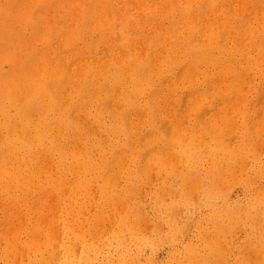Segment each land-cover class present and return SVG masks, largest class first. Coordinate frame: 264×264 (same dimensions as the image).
Segmentation results:
<instances>
[{"label": "bare ground", "instance_id": "bare-ground-1", "mask_svg": "<svg viewBox=\"0 0 264 264\" xmlns=\"http://www.w3.org/2000/svg\"><path fill=\"white\" fill-rule=\"evenodd\" d=\"M4 1V0H3ZM3 1H0V2H3ZM14 1V0H10V2ZM21 1V0H20ZM25 1V0H24ZM34 1V0H33ZM32 1V2H33ZM37 1V0H35ZM34 1V2H35ZM51 1V0H49ZM54 1V0H53ZM51 1V2H53ZM73 1V0H72ZM100 1V0H99ZM122 1V0H121ZM130 1V0H129ZM133 1V0H131ZM135 1V0H134ZM148 1H151V0H148ZM159 1V0H158ZM157 1V3H158ZM165 1V3L163 2ZM170 1V0H169ZM167 0H162V1H159L160 4L161 2H163V4L167 5L169 2ZM177 1V0H176ZM180 1V0H179ZM178 1V2H179ZM190 1V0H189ZM193 1V0H192ZM232 1V0H231ZM230 1V2H231ZM255 1V0H254ZM9 2V0L7 1ZM50 2V3H51ZM69 1H67L66 5H70L68 3ZM75 2V1H73ZM72 2V3H73ZM85 2V1H84ZM102 2V1H100ZM104 2V1H103ZM108 2V1H107ZM107 2L105 3V5L107 4ZM125 2L124 1V4L122 6L125 5ZM180 2H183V0H181ZM198 4H200V0L197 1ZM200 2V3H199ZM209 2V0H208ZM225 2V1H223ZM229 2V3H230ZM249 2H252V1H249ZM249 2L247 1L246 3L249 4ZM21 3V2H20ZM25 5H24V9L23 11H27L25 10L28 9L27 7L29 6V4H32L30 2H26L25 1ZM27 3H29L27 5ZM42 2L39 3V8L41 9L40 7V4ZM46 3V2H45ZM54 3V2H53ZM78 2H76L77 4ZM88 2H86L87 4ZM118 3V2H117ZM123 3V2H122ZM127 3V2H126ZM133 3V2H131ZM136 3V2H135ZM148 3V2H147ZM151 3V2H150ZM204 3V2H203ZM220 3V2H219ZM240 3V1H239ZM244 3V2H242ZM245 3V4H246ZM258 3H260V0L259 2H257V6H258ZM61 4V2H60ZM83 4V3H82ZM116 4V3H115ZM114 4V5H115ZM128 4V3H127ZM172 4V3H170ZM167 5V6H170ZM178 4V3H176ZM192 4V2H191ZM190 4V5H191ZM207 4V3H206ZM210 4V3H209ZM214 4H217V3H214ZM222 4V3H221ZM220 4V5H221ZM255 4V3H254ZM253 4V6H254ZM261 4V3H260ZM11 5V4H9ZM19 5V4H18ZM18 5H15V6H11L12 8L17 6L18 8ZM42 5V4H41ZM65 5V4H64ZM78 5V4H77ZM76 5V6H77ZM96 5V4H95ZM105 5H104V8H105ZM179 5V4H178ZM197 5V4H196ZM205 5V4H204ZM213 5V4H212ZM227 5V4H225ZM237 5V4H236ZM234 5V6H236ZM3 6V5H2ZM8 4L5 6L4 5V9L5 7H7ZM26 6V7H25ZM31 6V5H30ZM33 6V5H32ZM31 6V8H32ZM46 6V5H45ZM50 6V5H49ZM54 6V5H52ZM73 8H75V5L73 4ZM98 6V4H97ZM96 6V7H97ZM118 6V5H116ZM115 6V7H116ZM138 6V5H137ZM150 5H148L147 7H149ZM162 6V5H161ZM180 6V5H179ZM177 6V7H179ZM198 6V5H197ZM200 6V5H199ZM228 7L229 4L227 5ZM250 6V5H249ZM256 6V5H255ZM257 6L255 8H257ZM260 6V5H259ZM11 7L9 9H11ZM21 7V6H20ZM19 7V8H20ZM35 7V6H34ZM33 7V8H34ZM43 7V6H42ZM48 8V6H46ZM56 7V6H55ZM61 7V6H60ZM67 7V6H66ZM84 7V6H83ZM102 7V6H101ZM112 7V6H111ZM115 7H114V10H115ZM126 7V6H125ZM134 7V5H133ZM166 7V6H165ZM182 7V6H180ZM209 7V6H208ZM262 7V5H261ZM3 8V7H2ZM2 8H0L2 10ZM17 8L15 10H17ZM23 8V6H22ZM21 8V9H22ZM30 9V11L32 12L33 8ZM46 8V9H47ZM70 8V7H69ZM72 8V7H71ZM85 8V7H84ZM89 8V7H88ZM100 8V7H98ZM97 8V9H98ZM117 8V7H116ZM118 8L120 9V6H118ZM117 8V9H118ZM127 8V7H126ZM125 8V9H126ZM152 7H150L151 9ZM169 8V7H168ZM172 9L170 10H173V5L171 7ZM187 8V7H186ZM192 8V6H191ZM211 8V7H210ZM248 8V7H247ZM3 9V10H4ZM51 9V8H50ZM66 9V8H64ZM62 9V10H64ZM77 9H80L77 7ZM76 9V10H77ZM83 9V8H81ZM81 9L79 10V14L82 15L80 12H81ZM94 9V8H93ZM96 9V10H97ZM133 9V8H132ZM145 9V7H144ZM175 9V8H174ZM182 8H180L179 10H181ZM201 9V8H200ZM215 9V8H214ZM229 9V8H228ZM230 9H232L230 7ZM259 9V8H258ZM14 11V9H12ZM11 10V11H12ZM37 10V9H36ZM43 10V9H42ZM48 10V9H47ZM55 10V9H54ZM54 10H50V12L54 11ZM59 10V9H58ZM61 10V9H60ZM73 10V9H72ZM72 10H71V13H72ZM75 10V11H76ZM88 10V9H87ZM103 10L100 9V13L101 11ZM152 10V9H151ZM162 10L167 13L166 9H164V6L162 8ZM188 10V8H187ZM192 9H190L189 11L191 12ZM195 10V9H194ZM244 10L246 11V7L244 8ZM252 10L254 11V9L252 8ZM252 10L251 12L249 13V15L252 13ZM264 10V9H263ZM10 11V10H9ZM34 11V10H33ZM49 11V10H48ZM56 11V10H55ZM105 11V10H103ZM102 11V12H103ZM110 11V10H109ZM112 11V10H111ZM125 11V10H124ZM130 11V9H129ZM154 11V10H153ZM163 11L161 13H163ZM176 11V10H175ZM196 11V10H195ZM259 11H262L259 10ZM21 10H19V15H23L20 13ZM35 12V11H34ZM41 12V10H40ZM44 12V11H43ZM41 12V13H43ZM47 12V11H46ZM45 12V13H46ZM63 12V11H62ZM60 11V14L62 13ZM68 12V11H66ZM65 12V13H66ZM87 12V11H86ZM90 12V11H89ZM97 12V11H96ZM99 12V10H98ZM108 11L106 10V13ZM132 12V10L130 11ZM155 12V11H154ZM165 12H164V15H165ZM188 12V14L190 13ZM210 12V11H209ZM211 12H212V9H211ZM215 12V11H214ZM3 12H1V15H2ZM11 13V12H10ZM8 13V15L10 14ZM14 13V12H13ZM24 13V12H22ZM28 13H29V10H28ZM40 13V14H41ZM71 13L68 15V18H70V15ZM85 13V12H84ZM100 13H96V14H100ZM113 13V12H112ZM116 13V12H115ZM119 13H123V12H119ZM118 13V14H119ZM126 13V12H125ZM124 13V14H125ZM135 12L132 13V15H134ZM137 13V12H136ZM145 13V12H144ZM158 11H156V13H151L152 15L153 14H157ZM169 13V11H168ZM174 13V12H173ZM198 13V12H197ZM226 13V12H225ZM258 13V12H257ZM256 13V14H257ZM261 13V12H260ZM259 13V14H260ZM7 14V13H6ZM15 14L16 11H15ZM25 14V13H24ZM27 14V13H26ZM39 14V15H40ZM49 14V13H48ZM48 14L46 15H43L42 16H46L48 17ZM59 14V13H58ZM63 14V13H62ZM74 14V20L76 21L75 18H77V13H76V16H75V13ZM72 14V15H73ZM78 14V15H79ZM86 14V13H85ZM102 14V13H101ZM114 14V13H113ZM146 14L148 13H145V16ZM199 14V13H198ZM213 14V13H211ZM228 14V13H227ZM0 15V16H1ZM18 15V16H19ZM39 15L36 19L39 18ZM71 15V16H72ZM97 15V16H98ZM105 15V14H104ZM111 15V14H110ZM121 15V14H120ZM136 15V14H135ZM138 17L139 16V13L137 14ZM167 15V14H166ZM171 15V14H169ZM179 15V14H178ZM185 15V14H184ZM187 15V14H186ZM185 15V16H186ZM190 15V14H189ZM202 15V14H201ZM248 15V17H249ZM264 15V14H263ZM13 16V14H12ZM17 16V18H18ZM20 16V17H21ZM26 16V15H25ZM34 16V15H33ZM51 16V14H50ZM87 17V15H85ZM95 16V15H94ZM102 15H99L98 17H101ZM109 15H107L108 17ZM124 16V15H122ZM148 16V15H147ZM151 16V15H150ZM157 16V15H156ZM160 16V14H159ZM182 16V15H181ZM195 16V15H194ZM216 16V14H215ZM231 16V15H230ZM237 16V15H236ZM5 17V16H4ZM3 17V18H4ZM16 17V16H15ZM23 17L22 16L20 19L21 21H23ZM31 17V16H30ZM46 17H43V18H46ZM54 17V16H52ZM64 17V16H63ZM62 17V19H63ZM72 17V18H73ZM81 17V16H80ZM105 16V18H107ZM144 16H141V18H143ZM152 17V16H151ZM166 17V16H165ZM165 17L163 19H165ZM179 17V16H178ZM200 17V16H199ZM226 17H229L226 15ZM253 17V16H252ZM249 18L250 20L252 19ZM263 17V16H262ZM42 18V19H43ZM60 18V17H59ZM79 18V17H78ZM89 18V17H88ZM95 18V17H94ZM113 18V16H112ZM118 18V17H117ZM123 18V17H122ZM150 18V17H149ZM169 18V17H168ZM167 18V19H168ZM176 18V17H175ZM183 18V17H182ZM193 18V17H192ZM196 18V17H195ZM204 18V15L203 17ZM233 18V17H232ZM236 17H234L235 19ZM238 18V16H237ZM240 18V17H239ZM255 19H257V16L254 17ZM1 19V18H0ZM8 19V18H7ZM6 19V21H7ZM11 19V17H10ZM19 19V20H20ZM96 19V18H95ZM100 19V18H99ZM98 19V20H99ZM121 19V18H120ZM160 19V18H159ZM158 19V20H159ZM177 20L179 19L176 18ZM188 19V18H187ZM185 19L183 23H185V27H191L192 26V23H189L191 21ZM227 19L229 18H224L223 20H212V22H214L216 25V28L218 30H226L228 29V23H227ZM233 19V21H234ZM243 20V16L241 18ZM260 19V18H259ZM2 20V19H1ZM39 20V19H38ZM44 20V19H43ZM71 20V19H70ZM80 20V19H79ZM86 20V19H85ZM89 20V19H88ZM87 20V21H88ZM96 20V24H98L99 21L101 20ZM102 20H103V17H102ZM108 20V21H106ZM110 19H105L103 21H101L102 23H100V26H103L101 24H107ZM143 20V19H142ZM156 20V19H154ZM153 19L150 20L151 21H154ZM161 20V19H160ZM159 20V22H160ZM192 20V19H190ZM194 20V19H193ZM200 20V19H199ZM258 20V19H257ZM10 21V20H9ZM12 22L13 21V18L11 20ZM17 21V20H16ZM28 21V20H27ZM33 21L35 23V20H34V17H33ZM41 21V20H40ZM66 21H69V19H66ZM73 21V19H72ZM74 21V25H72L73 27H77L78 29V25L75 26V24H78V23H75ZM86 21V23H87ZM95 21V20H94ZM139 20L137 19L136 22H138ZM163 21V20H162ZM204 21V20H202ZM230 21L231 18H230ZM246 21V20H245ZM254 21L253 19L251 20V22ZM256 21V20H255ZM2 22H5L4 20H2ZM1 22V25H0V29L3 27V25L6 24H3ZM29 22L30 19H29ZM43 22V21H42ZM52 22V21H51ZM71 24L72 22L69 21ZM81 21H79L80 23ZM91 22H93L91 20ZM132 21H129V23H131ZM156 22V21H155ZM155 22H154V25H155ZM249 22V23H251ZM261 22V21H260ZM16 23H19V22H15V25H17ZM27 23V22H26ZM43 23H47V22H43ZM49 23V22H48ZM57 22H55L56 24ZM111 23V22H110ZM118 23V22H117ZM116 23V24H117ZM128 23V24H129ZM149 23V22H148ZM152 23V22H151ZM150 23V24H151ZM177 23V22H176ZM181 23V22H180ZM200 24V22H198ZM230 23V22H229ZM243 23V21H242ZM256 23H259L258 21ZM11 24V22H10ZM40 24V23H39ZM81 25L83 23H80ZM94 24V23H92ZM95 24V25H96ZM135 24V22H134ZM164 24H167V23H164ZM171 24V23H170ZM238 24H241V22H238ZM247 24V23H246ZM254 24V23H253ZM23 25V22L22 24ZM20 25V27H21ZM29 25V24H28ZM27 25V26H28ZM44 25V24H43ZM84 25V24H83ZM83 25H82V28L80 26V29H83ZM109 25V24H108ZM108 25H105L108 26ZM114 25V24H113ZM125 25V24H124ZM130 25V24H129ZM138 25V24H137ZM136 25V26H137ZM145 25V24H144ZM149 25V24H147ZM152 25V26H154ZM160 24H158L159 27L155 26L156 28H160ZM174 25V24H173ZM196 25V24H194ZM201 25H203L201 23ZM199 25V26H201ZM257 25V24H256ZM19 26V25H18ZM26 26V25H25ZM24 26V27H25ZM26 26V27H27ZM36 27V25H34ZM41 26V25H39ZM48 26V25H47ZM61 26V25H60ZM67 26V25H66ZM86 26H88L86 24ZM94 26V25H92ZM90 25V27H92ZM100 26L97 25L96 28H94V30H100ZM132 26H135V25H131ZM141 26V23L140 25ZM151 26V25H150ZM165 26V25H164ZM178 26V25H177ZM176 26V28H177ZM8 27H9V23H8ZM5 26V28H8ZM16 27V26H15ZM33 27V26H32ZM38 27V25H37ZM36 27V28H37ZM52 27V26H51ZM70 27V26H69ZM85 27V26H84ZM95 27V26H94ZM129 27V26H128ZM146 27V25H145ZM148 27V26H147ZM194 27V26H193ZM210 27V26H208ZM245 27V26H244ZM244 27H242V30L244 29ZM247 27V25H246ZM245 27V28H246ZM257 27V26H256ZM259 27L260 24H259ZM17 28V27H16ZM40 28V27H39ZM56 28V26H55ZM64 28V26H63ZM68 28V26L66 27ZM72 28V27H71ZM87 28V27H86ZM111 28H112V24H111ZM122 28V27H121ZM163 28V27H162ZM182 28V27H181ZM239 28V27H238ZM250 28V27H249ZM12 29V28H10ZM18 29V28H17ZM42 29V28H40ZM46 29V28H45ZM51 28L49 27V30H48V33L51 31L50 30ZM57 29V28H56ZM85 29V28H84ZM92 29V28H91ZM105 29V28H104ZM123 29V28H122ZM148 29V28H147ZM150 29V28H149ZM167 29V28H166ZM192 29V28H191ZM203 29V27L201 28ZM235 29V28H234ZM241 29V28H240ZM254 29V28H253ZM264 29V27H263ZM16 30V29H15ZM20 30V29H19ZM26 30V29H24ZM30 30V29H29ZM39 30V29H38ZM69 30V29H68ZM89 30V29H88ZM107 30V28H106ZM106 30H104V32H106ZM112 30V29H110ZM154 30H157L154 28ZM159 30V29H158ZM168 30V29H167ZM175 30V28H174ZM180 30V29H179ZM183 30V29H181ZM199 30V29H198ZM247 30V29H246ZM245 30V32H246ZM255 30V29H254ZM262 30V28L260 29ZM42 31V30H41ZM45 31V30H44ZM58 31V29H57ZM72 31V29H71ZM77 33L78 31L75 30ZM82 31V30H81ZM124 31V29H123ZM144 30H142L143 32ZM151 31V30H150ZM164 31V30H162ZM169 31V30H168ZM176 31V30H175ZM178 31V30H177ZM0 32H2L0 30ZM13 32V31H12ZM17 32V31H16ZM20 32V31H19ZM31 32V30H30ZM40 32V31H39ZM67 32V31H66ZM65 30L63 31V33H65V36H61L60 38L62 39L64 46H67L68 45V42L71 41V38H75L73 37L74 34L76 33H72V36L71 38H67L69 35H68V32L66 33ZM70 32V31H69ZM73 32V31H72ZM116 32V31H114ZM127 32V31H126ZM136 32V28H135V31ZM133 31H131L130 33H134ZM138 32V30H137ZM147 32V31H146ZM185 32V30L183 31ZM196 32V31H195ZM201 33V31H199ZM198 32V33H199ZM205 32H206V36L209 37V41H211L212 39V36L216 34V30L214 29H205ZM234 32V31H233ZM240 32V31H239ZM257 32V31H256ZM25 33L27 32H24V35ZM51 33V32H50ZM58 33V32H57ZM61 33V32H60ZM76 33V34H77ZM91 33V31H90ZM94 33V32H93ZM92 33V34H93ZM139 33V32H138ZM150 33V32H148ZM148 33H146L148 35ZM153 33V32H152ZM173 33H175L173 31ZM177 33V32H176ZM186 33V32H185ZM199 33V34H200ZM204 33V32H203ZM222 33V32H221ZM235 33V32H234ZM260 33V32H259ZM10 34V32L8 33L7 32V29L3 30V32L1 33V37L4 39L7 40V41H11L9 45L13 46V47H17V43H12L14 40H12V38H9L8 35ZM17 34V33H16ZM15 34V35H16ZM28 34V33H27ZM75 34V35H76ZM80 36H81V33L79 32ZM83 34H86L85 32L83 33L82 32V35ZM103 34V33H102ZM101 34V35H102ZM109 32H108V36H109ZM141 34V31L140 33ZM144 34V33H143ZM145 34V35H146ZM163 34V32H162ZM184 34V33H183ZM182 34V35H183ZM188 34V33H187ZM196 34V33H195ZM197 35V36H200V35ZM223 34V33H222ZM230 34V33H229ZM228 34V35H229ZM233 34V33H232ZM243 34V33H242ZM255 34V33H254ZM11 35V34H10ZM19 35V34H18ZM18 35H16V37H18ZM23 35V36H24ZM31 35V34H30ZM35 35L34 33L32 34V36ZM44 35H48L44 32ZM61 34H59L58 36H60ZM68 35V36H67ZM90 35V34H88ZM100 35V36H101ZM105 35V34H104ZM106 35V36H107ZM115 35H117L115 33ZM119 35V34H118ZM138 35V34H137ZM150 35V34H149ZM148 35V36H149ZM241 35V34H240ZM260 35V34H259ZM26 36V35H25ZM24 36V37H25ZM37 36V35H36ZM41 36V35H40ZM57 36V34L55 35ZM67 36V37H66ZM69 36V37H70ZM86 36V35H85ZM95 36V35H94ZM105 36V37H106ZM114 36V35H113ZM195 36V35H194ZM196 36V37H197ZM203 36V35H202ZM223 36L224 34L222 35V39H223ZM255 36V35H254ZM12 37V36H11ZM21 38V36H19ZM30 37V36H28ZM25 38V40L27 41V38ZM90 37V36H89ZM111 37V35H110ZM122 37V35H121ZM129 37V36H128ZM132 37V36H130ZM129 37V38H130ZM139 37V36H138ZM138 37H137V40H138ZM147 37V36H145ZM150 37V36H149ZM189 37V36H188ZM201 37V36H200ZM231 37V36H229ZM14 38V37H13ZM52 38V37H51ZM86 38V37H85ZM103 37H101V39H103ZM168 38V37H167ZM182 38V37H181ZM198 40H201L199 39V37H197ZM214 38L213 37V42H216L214 41ZM255 38V37H254ZM30 39V38H28ZM33 39H34V36H33ZM37 39V37L35 38V40ZM39 39V38H38ZM56 41H58V38L56 37ZM60 39V40H61ZM79 39V38H78ZM109 39V38H107ZM130 39H134V38H130ZM141 39L142 41H144V38H142V34H141ZM152 39V38H151ZM156 39V38H155ZM164 40H166V38H163ZM185 39V38H183ZM218 39V38H217ZM221 39V38H220ZM226 39V38H225ZM229 38L226 39V41L228 40ZM232 39L234 40V38L232 37ZM230 39V41L232 40ZM238 39H241L239 36H238ZM237 39V40H238ZM243 39V38H242ZM249 39V37H248ZM259 39V38H258ZM23 40V39H22ZM32 40V38H31ZM76 40V39H74ZM73 40V41H74ZM81 40V38H80ZM84 40V39H83ZM82 40V41H83ZM87 40V39H86ZM115 40V39H114ZM154 40V39H153ZM162 40V35H161V39ZM236 40V41H237ZM254 40V39H253ZM3 41V42H4ZM25 41V43H26ZM30 40H28L27 42H29ZM50 41V40H49ZM79 41V40H77ZM77 41H74V42H77ZM102 41V40H101ZM110 41H112V39H110ZM139 41H140V37H139ZM148 41H149V38H148ZM157 41V40H156ZM155 41V42H156ZM219 41V40H218ZM222 41V40H221ZM225 41V44H227V42ZM248 41V40H247ZM22 42V41H21ZM24 42V40H23ZM22 42V43H23ZM72 42V41H71ZM73 42V43H74ZM136 42V41H134ZM145 42H147L145 40ZM145 42H144V46H145ZM163 42V40H162ZM165 42V41H164ZM235 42V41H234ZM241 42V41H240ZM262 42H264V39L262 40ZM20 43V45L22 44ZM32 43V41H31ZM30 42L28 43L29 45L31 44ZM41 43V42H40ZM49 43V42H48ZM73 43H69V44H72ZM81 43V41H80ZM85 43V42H84ZM90 43V42H89ZM131 43V42H130ZM142 42H140L141 44ZM153 43V42H152ZM151 43V44H152ZM176 43V42H175ZM178 43V42H177ZM237 43V42H236ZM246 43V42H245ZM250 43V42H249ZM261 43V41H260ZM1 44V43H0ZM7 44V42H6ZM13 44V45H12ZM27 44V45H28ZM33 44V43H32ZM39 44V42H38ZM52 44H54V42H52ZM57 44V43H56ZM60 44V43H59ZM93 44V42H92ZM91 44V45H92ZM97 44V43H96ZM100 44H102L100 42ZM98 44V45H100ZM108 44V43H107ZM116 44V43H115ZM133 44V42H132ZM139 44V43H137ZM143 44V43H142ZM150 44V45H151ZM197 44V42L195 43ZM198 44H202V43H198ZM205 44V43H204ZM229 44V43H228ZM26 45V44H25ZM26 45V46H27ZM79 45V44H78ZM81 45V44H80ZM88 45V44H86ZM123 45V43H122ZM127 45V44H126ZM157 46V44H155ZM155 45H154V48H155ZM163 45V44H162ZM165 45V43H164ZM167 45V44H166ZM171 45V44H170ZM174 45V44H173ZM176 45V44H175ZM179 45V44H177ZM186 45V44H185ZM190 45V44H189ZM188 45V47H189ZM214 45V44H213ZM24 46V43L22 44L21 47ZM53 46V45H52ZM57 48H58V45H56ZM81 46H85V45H81ZM80 46V47H81ZM94 46V45H92ZM102 46V45H101ZM101 46L100 47V51H101ZM106 46V45H104ZM117 46H119V44H117ZM114 47L115 48H117ZM128 46V45H127ZM126 46V47H127ZM137 46V45H136ZM143 46V45H142ZM141 46V47H142ZM168 46V45H167ZM187 46V45H186ZM216 46V45H215ZM226 46V45H225ZM229 46V45H228ZM233 46V44L231 45ZM236 46V45H235ZM250 46V45H248ZM256 46V45H254ZM263 46L264 47V43L263 44H259L258 47H257V50L258 51H261L263 49ZM9 48H6L4 47L3 50L4 52H1L0 55H2L4 58L6 56H9L10 55V58L12 59H9V60H14L13 62H15V57L14 55L16 56L17 54H10L12 52V49H10V46H8ZM30 47V46H29ZM29 47H25L24 46V49L25 48H29ZM32 47V46H31ZM39 47V46H38ZM80 47H77L78 49H80ZM89 45L86 47V49H88ZM98 47V48H99ZM111 47V48H113ZM138 47V46H137ZM140 47V46H139ZM153 47V46H152ZM151 47V48H152ZM159 47V46H158ZM157 47V48H158ZM161 47L160 46V51H161ZM172 47V46H171ZM190 47H193L194 46H190ZM189 47V48H190ZM212 47V45H211ZM18 50H16V52L14 53H17V51L20 52V47L18 46ZM48 48V46H47ZM46 48V49H47ZM92 47H90L91 49ZM108 47H106L107 49ZM123 48L125 49L124 45H123ZM122 48V49H123ZM132 48V47H131ZM136 48V47H134ZM146 48V47H144ZM150 48V49H151ZM168 48V47H167ZM166 48V49H167ZM179 48V47H178ZM199 48V47H198ZM205 48V47H204ZM203 48V49H204ZM217 48V47H215ZM224 48V47H223ZM221 48V49H223ZM228 48V47H227ZM231 48V47H230ZM228 48V49H230ZM23 49V51H25ZM37 49V47H36ZM43 51L42 53H44V49L45 48H42ZM62 49V48H61ZM63 49H66V48H63ZM68 49V48H67ZM70 49V48H69ZM77 49V50H78ZM85 49V50H86ZM104 49V48H102ZM129 49V48H128ZM138 48H136V50L134 51V56L132 55L133 58H135V60H133V62H131V65L130 67H135L136 65V61L140 60V56H142V52L140 50H137ZM181 49V48H180ZM185 49V47L183 48ZM187 49V48H186ZM185 49V50H186ZM252 49V48H251ZM2 50V51H3ZM40 50V49H39ZM38 50V51H39ZM49 50V49H48ZM47 50V54L50 55V53L48 52ZM50 50H51V47H50ZM60 50V49H59ZM76 50V51H77ZM81 50V49H80ZM84 50V52H82V50L80 52L82 53H86V51ZM105 50V49H104ZM111 50V49H110ZM119 51H114L112 53V55L108 56L107 53H105V55H101L100 57H103V59H99V58H96L95 61H93L92 63H87L86 65H82L80 66L82 69H84V71H91L92 72V76L93 78H99L100 75L103 74L104 70H106V66L109 65V63L111 62L112 60V63L114 61V59L116 58L114 56V54H116L118 56V61L122 58H124L125 56V53L123 54L122 52L120 53V48H118ZM127 50V49H126ZM133 50V49H132ZM153 50V49H152ZM157 50V49H156ZM168 50V49H167ZM173 50H174V47H173ZM197 50V48H196ZM200 50V49H198ZM243 50V49H242ZM249 50V49H248ZM41 51H39L40 53L39 54H36L39 55L40 57V54H41ZM52 51V50H51ZM65 51H68V50H65ZM71 51V49H70ZM89 51V50H88ZM97 51V50H96ZM123 52H127V51H124L122 50ZM143 51V50H142ZM155 51V50H154ZM159 51V49H158ZM159 51V55H160V52ZM178 51V50H177ZM181 51V50H180ZM188 51V50H187ZM204 51V50H203ZM207 51V50H206ZM215 51L217 52V50L215 49ZM223 51V50H222ZM226 51V50H225ZM223 51V52H225ZM232 51V50H231ZM239 51V50H238ZM22 52V50H21ZM20 52V53H21ZM26 52V51H25ZM33 53L35 52L34 50L32 51ZM53 52V51H52ZM63 52V50L61 51ZM73 52V51H72ZM78 52V51H77ZM90 52V51H89ZM92 52V51H91ZM90 52V53H91ZM166 53V51H164ZM163 52V53H164ZM170 52V51H169ZM168 52V53H169ZM184 52V50H183ZM211 52V51H210ZM212 52H213V49H212ZM221 52V51H220ZM253 52V50H252ZM255 52V50H254ZM262 52V51H261ZM264 52V51H263ZM24 53V52H23ZM31 53V54H33ZM66 53V52H65ZM68 53V52H67ZM66 53V54H67ZM80 53V54H82ZM96 53V52H95ZM99 53V52H98ZM110 53V52H109ZM130 53V51H129ZM150 53V52H149ZM164 53V54H165ZM172 53V52H171ZM234 53V51H233ZM237 53V51H236ZM240 53V52H239ZM30 54V53H29ZM62 54V53H61ZM75 54V53H74ZM145 54V53H144ZM184 54V53H183ZM208 54V53H207ZM213 54V53H212ZM230 54V53H229ZM24 55V54H23ZM22 55V56H23ZM34 55V54H33ZM53 55V54H52ZM51 55V57H52ZM54 55H56L54 53ZM53 55V56H54ZM64 55V54H63ZM92 55V54H91ZM130 55V54H129ZM158 55V54H157ZM161 55H163L161 53ZM181 55V53H180ZM255 55V53H254ZM264 55V54H263ZM0 56V57H2ZM20 56V55H18ZM16 56V57H18ZM28 56V54H27ZM43 55L41 54V57ZM58 56V55H57ZM65 56V55H64ZM64 56L62 57H59L58 59H56V61L54 62V59L57 58V57H53V65H51V63L46 60L43 64V67L42 66V60L41 59V63L39 64L40 67L39 69L42 70V72L40 73L39 70H38V73H40V75H38V77H40V81H39V78H37L36 76V79H38L37 81H39V83L37 84H34L36 79L34 80L33 84L31 85H28L30 86L27 87L28 90L27 92L25 91L26 94H21L19 93L18 91H16L17 89H14V87L11 85V86H8L6 87V90L3 88L4 87V84L6 85H9L8 83H5L4 81H6L5 79L7 78H3L1 77L2 81L0 80V130H5L3 132V134H1L0 136V196L3 198V201L6 199L7 201L9 200L8 199V196L9 198H11L10 196H12V194H14L13 196V200H11L9 202V207L11 208L12 206L14 207L15 206V202H19L17 199L20 197V199L22 198V200L24 199V196L25 194L30 191V190H33L36 192H39L38 194V197H40L39 195H41V198H42V194L46 193V195L50 192V191H55L56 194V197L55 196H51L53 199L55 198V205L58 204V206H60V213L57 214V215H54L52 216L50 219H46V221H41L42 218H46L48 215H45V213L47 214V212H44L45 211V208L44 210H40L39 207H34L32 208V204L28 203L29 204V207L28 209H30V213L31 215L29 216V220L27 221V224L26 226L24 225L23 229L25 230V234L27 236V240H25L24 242L23 239L21 241V244L20 242H18V244H15L13 243L14 245H5L4 247L2 246V248L0 249V259L3 260V264H212L210 263V260L214 259V258H210L209 257V252L212 253L213 251H215V255H219L221 258L224 257L223 259H226V264H243L244 261L241 260V259H237L234 263H232L230 261V258L228 256V247H226L227 244H229V239L227 242H225V239H220L219 237H217L219 234H223L225 232V230L227 229V221H228V213L230 212L231 208H234V207H231L232 204H223L224 205V208L222 207L221 209H219V211L217 212V214L211 218V220H213L214 222V228L217 224V221H220L219 223V226L216 228V231L217 233L213 234L212 232L209 233V231L206 230L207 226L206 225H202V220H200V222L198 220H195V219H191L192 222L195 223V225L197 226V229H198V239L201 241V245L202 248H200V244L199 243H196V242H193V241H187V242H184L182 240H180L183 232V229H185V227H188L189 226H186L187 225V222H182L179 218H176L178 214V212H180V208L184 209V214H191L192 213V209H194L195 206H197V202L198 200L197 199H206L207 198V201L209 202V198L210 197H213L215 196L213 192H211L212 187L213 185L211 186V188H209L205 183H201L203 182V180L205 178H207L208 180H211V179H217L219 178L218 175H216L215 171L216 170H219V171H222L224 172V174L230 172V171H234V169L237 167V166H242L243 165V156L247 157L251 151V148H248V146L246 145V142H239L238 145H234L232 148H228V144L227 142L225 141V138L223 136V130L224 128L226 127V125H228V121L225 122V118L221 119V118H216L212 115L210 116H205V121L202 122L200 119L201 122H195V117H194V120H192V125H191V130H188L187 129V126L185 127H180L182 128L181 131H179L180 133V136L179 138L176 140V143H177V149H174V150H170L168 149L167 147L165 146H159V145H156L159 143V141L156 143V144H153L155 143L153 140L156 139L157 137L160 138V135H157L156 136H152L151 138L148 137H145L144 135V140L142 142H140V137H138L139 141H137L135 143V146L133 148L130 149L129 152H126L125 151V146L124 145V142H123V139L120 140L119 139H115V141H113L112 139H105V141H95L94 139L92 138H89L88 139V134L87 132H90L89 129L88 131L85 126L84 128L86 129H82L80 127H83L84 124H87V122H84V124H82L79 119H74L72 118L69 114H68V110H62L61 112H59V114H55L54 112H52V109H55L56 107H58V102H59V99L62 98V93L61 91L64 92L65 90V85L63 88L64 90H62V83L60 84L59 81L61 79L60 76H63L64 74H62L64 71L66 72L67 68L69 67L68 65L70 63H68V60H65V61H61L59 60L60 58H64ZM80 56V55H79ZM78 56V57H79ZM87 56V55H86ZM85 56V58H86ZM139 56V57H137ZM156 56V55H155ZM172 56V54H171ZM183 56H186L185 54ZM223 56V54L221 55ZM261 56V55H259ZM21 57V56H20ZM24 57V56H23ZM38 57V56H37ZM78 57H76V60L75 62L77 61V59H79ZM84 57V55L82 56ZM91 57V56H90ZM94 57V55H93ZM160 57H163V56H160ZM177 57H179L180 59V56L179 54L177 55ZM196 57V56H195ZM239 57V56H238ZM246 57V56H245ZM7 58V57H6ZM28 58V57H26ZM32 58V57H31ZM44 58V57H42ZM69 58H73L72 55L69 56ZM92 58V57H91ZM131 58V57H130ZM168 58V57H166ZM182 58V57H181ZM257 58V57H256ZM255 58V59H256ZM261 58V57H260ZM264 58V57H263ZM3 59V58H2ZM21 58H19L20 60ZM29 59V58H28ZM26 59V60H28ZM39 59V58H38ZM81 59V58H80ZM87 59V58H86ZM94 59V58H93ZM98 59V60H97ZM143 59V58H141ZM145 59V58H144ZM143 59V60H144ZM153 59V58H152ZM169 59H170V55H169ZM184 59V57H183ZM186 59V58H185ZM192 59V58H191ZM219 59V58H218ZM250 61L251 59L248 58ZM258 60L259 57L257 58ZM256 59V60H257ZM1 60V59H0ZM5 60V59H4ZM30 60V59H29ZM35 61V57L33 59ZM74 60V58H73ZM116 60V59H115ZM129 60V59H128ZM181 60V59H180ZM204 60L208 61V62H211L212 64V69L215 70V72L217 74H220L218 76H223L224 79L221 80L220 82H218L216 85H215V96L216 94L220 95L219 97H222L221 99H224L225 98H228L227 100H229L230 97H232L233 93H234V90H235V86H236V80H237V77H238V74H239V71H238V68L236 66L235 68V65L233 66V64H230L228 62H223L222 60V63H216L214 61L213 58H210L208 55H205L204 56ZM233 60V59H231ZM230 60V62H231ZM257 60V62H258ZM262 60V59H261ZM79 61V60H78ZM92 61V60H91ZM125 61V60H124ZM131 61V59L129 60V62ZM234 61V60H233ZM249 61V62H250ZM20 63V61H18ZM24 62H27V61H24ZM23 62V63H24ZM31 62V60L29 61ZM40 62V61H39ZM82 62V61H81ZM117 62V61H116ZM115 62V63H116ZM127 62V63H129ZM140 62V61H138ZM152 62V61H151ZM155 62V60H154ZM237 62V61H236ZM255 62V63H257ZM2 63V61H1ZM0 63V64H1ZM11 63V62H10ZM38 63V61H37ZM35 63V64H37ZM79 63V62H78ZM110 63V67L112 66ZM126 63V62H125ZM141 63V62H140ZM145 63V61H144ZM205 64V62H202ZM240 63H243V62H239ZM245 63V62H244ZM252 63V62H250ZM250 63H248V65H250ZM262 63V62H261ZM7 64V63H6ZM29 64V63H28ZM27 64V65H28ZM74 64V62H73ZM72 64V65H73ZM114 64V63H113ZM121 64V63H120ZM143 64V63H142ZM146 65L148 64V62L145 63ZM156 64V62H155ZM164 64V63H163ZM162 64V65H163ZM169 64V63H168ZM203 64V65H204ZM210 64V66H211ZM264 64V63H263ZM9 65V63H8ZM18 65V66H17ZM30 65V64H29ZM38 65V64H37ZM35 65V66H37ZM75 65V64H74ZM118 65V64H117ZM125 65V64H124ZM127 65V64H126ZM151 64L149 63V66ZM159 65V64H158ZM171 65V63H170ZM169 65V66H170ZM181 65V63H180ZM179 65V66H180ZM190 66V64H188ZM259 65V64H258ZM3 66V65H1ZM11 68H12V65L10 64ZM17 66V70H20V71H17L16 69L14 70V67ZM16 66L13 67L12 71L13 72H10V73H14L13 75L10 74L12 77H13V81L14 79L17 80L16 83H18V80L19 78H21V75L22 74H26L25 77H29V76H32V72H33V69L32 71L30 69H26V67L24 68L23 64L20 63V65L18 63H16ZM128 66V65H127ZM145 66V65H144ZM191 66H193L191 64ZM190 66V67H191ZM199 66V65H198ZM77 67V66H76ZM123 67V66H122ZM126 67V66H125ZM124 67V68H125ZM156 67V66H155ZM163 67V66H162ZM166 67V66H165ZM176 67V66H175ZM186 67V66H185ZM184 67V68H185ZM9 69L7 71L10 70V67H8ZM112 68V67H111ZM116 68V67H114ZM181 68V66H180ZM177 69L176 71L180 70ZM189 67H186L185 70H190L188 69ZM202 68V66L200 67ZM208 69L210 67H208V65L206 67H203V69ZM251 68V67H250ZM117 69V68H116ZM128 69V68H127ZM151 69H152V66H151ZM157 69V68H156ZM166 70L168 68H165ZM204 69V70H205ZM211 69V68H210ZM253 69V68H252ZM5 70V69H4ZM40 70V71H41ZM69 70V69H68ZM118 70V69H117ZM126 70V68H125ZM11 71V70H10ZM36 71H37V67H36ZM108 71V70H107ZM130 71V70H129ZM168 71V70H167ZM166 71V72H167ZM206 71V70H205ZM264 71V70H263ZM262 71V72H263ZM1 72V71H0ZM91 72L89 74H91ZM119 73V71H117ZM125 72V71H124ZM128 72V71H126ZM131 72V71H130ZM161 72H164V71H160ZM179 72V71H178ZM189 72V71H187ZM248 72V71H247ZM261 72V71H260ZM2 73V72H1ZM0 73V74H1ZM74 73V71L72 72ZM71 73V74H72ZM134 73H136L134 75V77L132 76ZM139 73V74H138ZM177 73V72H176ZM198 73V72H197ZM245 73V72H244ZM243 73V75H244ZM251 73V71H250ZM256 73V72H255ZM258 73V71H257ZM6 74L9 75V72H7ZM66 74V73H65ZM88 74V75H89ZM112 74L114 75L115 73L112 72ZM120 74V73H119ZM119 74H115V76L117 77V75ZM123 74V73H122ZM157 74V73H156ZM163 74V73H162ZM179 74V73H178ZM178 74L176 76H178ZM254 74V73H253ZM35 75V74H34ZM75 75V74H74ZM87 75V78H89ZM129 75V74H128ZM127 75V76H128ZM139 75H140V78H139ZM145 75V74H144ZM193 75V74H192ZM201 75V74H200ZM203 75V74H202ZM257 75V74H256ZM263 75V73H262ZM262 75H260L262 77ZM7 76V75H6ZM24 76V75H23ZM70 76V74L68 75V77ZM82 76H85L82 75ZM102 76H105V75H102ZM108 76L110 77L109 73H108ZM131 76L133 77V80L135 82H140L143 80V75L142 73L140 72H131ZM153 76V75H152ZM161 76V75H160ZM207 76V75H205ZM210 76V75H209ZM230 76V77H229ZM249 76V75H248ZM251 76H253L251 74ZM250 76V78L248 77V79H251L252 77ZM5 77V75H4ZM7 77H10V76H7ZM23 77V79L25 78ZM26 77V79H27ZM67 77V75H66ZM75 77V76H74ZM73 77V78H74ZM81 77V75H80ZM106 77V76H105ZM104 77V78H105ZM123 77V76H122ZM126 77V73L124 75L123 78ZM172 76L168 77L169 79L171 78ZM198 77V76H197ZM196 77V78H197ZM201 77V76H200ZM200 77L198 79H200ZM217 77V75H216ZM227 77H229L227 80ZM243 77V76H242ZM246 77V76H245ZM260 77V78H261ZM264 77V75H263ZM30 78V77H29ZM34 76L30 79H28L29 82L32 83V80H33ZM73 78H72V81H73ZM83 78V77H82ZM85 78V77H84ZM107 78V77H106ZM136 78V79H135ZM139 78V79H138ZM168 78L166 77V79L168 80ZM176 78V77H175ZM240 78V76H239ZM22 79V78H21ZM21 79L19 80L20 83L21 82ZM69 79V78H68ZM100 79V78H99ZM108 79V78H107ZM127 79V78H126ZM163 79V78H162ZM178 79V77H177ZM180 79V78H179ZM220 79V78H219ZM242 79V78H241ZM256 79V78H255ZM258 79V78H257ZM262 79V78H261ZM261 79H258L259 81ZM12 80V79H11ZM65 80V79H64ZM71 81V79H69ZM85 80V79H84ZM88 80V79H87ZM120 80V79H119ZM149 80V79H148ZM148 80H145L143 81L142 84H137V83H132L131 84V87H129V83H127L125 81H123L122 79V83H123V86L121 87L120 89V86L119 89H120V96L114 97V100H116L114 102V104H111V105H116V103L118 102L119 104H121L123 101H130V96L134 94V92H136V90H138V93L140 92H144L150 87H148ZM153 80V79H152ZM7 81H10V80H7ZM12 81V82H13ZM27 81V80H26ZM71 81V82H72ZM75 81V80H74ZM73 81V82H74ZM93 81V80H92ZM100 81V80H99ZM173 81H176V79H174ZM237 81H240L239 79ZM250 81V80H249ZM252 81V80H251ZM250 81V83H251ZM258 81V82H259ZM12 82H9L11 84H13ZM86 82V81H85ZM95 82V80H94ZM98 82V81H97ZM107 82V81H106ZM130 82V81H129ZM163 82V81H162ZM170 82V81H169ZM168 82V83H169ZM244 82V81H243ZM255 82V81H254ZM15 83V84H16ZM25 83V81H24ZM65 83H66V80H65ZM69 83V82H68ZM78 83V82H77ZM90 83V81H89ZM93 83V82H92ZM91 83V84H92ZM110 83V82H109ZM119 83V81H118ZM167 83V84H168ZM172 83V81H171ZM184 83V82H183ZM247 83V82H245ZM244 83V84H245ZM259 83H263L264 85V82H259ZM57 84V85H55ZM94 84V83H93ZM99 84V83H97ZM179 84V83H178ZM185 84V83H184ZM187 84V83H186ZM252 84V83H251ZM3 85V86H2ZM69 85V84H68ZM71 87H73V84H71ZM69 85V86H70ZM78 85V84H77ZM84 85V84H83ZM96 85V84H95ZM117 82L115 84V87L117 86ZM172 85V84H171ZM242 85V84H241ZM256 85V82L254 84V86ZM259 85V84H257ZM262 85V84H260ZM15 86H18L15 85ZM90 86V84H89ZM100 86V85H99ZM160 86H162L160 84ZM168 86L170 87V84H168ZM166 86L168 89L169 87ZM180 86V85H179ZM178 86V87H179ZM183 86V85H182ZM189 86V85H187ZM192 86V85H191ZM208 86V85H207ZM71 87H69L70 91H71ZM78 87V86H77ZM84 87V86H83ZM91 87V86H90ZM93 87V85H92ZM91 87V88H92ZM211 87V86H210ZM263 87V86H262ZM261 87V89H262ZM68 88V87H67ZM66 88V89H67ZM79 90H80V86L78 87ZM97 88V87H96ZM117 88V87H116ZM114 88V90L116 89ZM155 92H157V87H155ZM183 88V87H182ZM181 88V89H182ZM189 88V87H188ZM191 88V87H190ZM199 88V87H198ZM207 88V87H206ZM204 89V90H207V89ZM250 88V87H248ZM264 88V87H263ZM98 89L100 90V87H98ZM210 88H208L209 90ZM212 89V88H211ZM210 89V90H211ZM244 89H247V87H245ZM251 89V88H250ZM260 89V90H261ZM22 90V89H21ZM68 90V89H67ZM76 90V89H74ZM112 86H106V88L102 89L101 91H99V94H105L106 96L109 95V93L111 94L112 93ZM162 90V89H161ZM165 90V88H164ZM187 90H185V92L187 93ZM198 90V89H197ZM254 90V89H253ZM252 90V91H253ZM257 90V89H256ZM82 91H83V88H82ZM85 91V89H84ZM83 91V92H84ZM129 91V92H128ZM163 91V90H162ZM174 91V90H173ZM178 91V90H176ZM182 91L184 92V90L182 89ZM192 91V90H191ZM194 91V89H193ZM238 91V89L236 90V92ZM241 91V90H240ZM251 91V92H252ZM255 91V90H254ZM262 91V90H261ZM65 92H68L69 91H65ZM73 92V90L71 91V93ZM115 92V91H114ZM113 92V93H114ZM128 92V94H127ZM166 92V91H165ZM165 92H163V94H166ZM190 92V90H189ZM243 92V91H242ZM250 92V93H251ZM256 92V91H255ZM61 93V95H60ZM68 93H64L67 94L68 96H70ZM70 93V94H71ZM76 93V91H75ZM80 93H81V90H80ZM86 93V92H85ZM93 93V91H92ZM161 93V91H160ZM180 93V92H179ZM207 93V92H206ZM210 93V92H208ZM207 93V94H208ZM248 93V91H247ZM151 95L152 92L150 93ZM149 94V96H150ZM169 94V93H167ZM166 94V95H167ZM181 94V93H180ZM183 94V93H182ZM192 94V93H191ZM205 94V93H204ZM242 94V93H241ZM239 94V95H241ZM262 94V92L259 94V96ZM66 95V96H67ZM77 95V94H76ZM88 95V94H87ZM97 95V94H96ZM139 95V94H138ZM155 95V94H154ZM162 95V94H161ZM161 95H158L161 96ZM173 95V93H172ZM224 95V96H223ZM250 95H254V94H250ZM61 96V97H60ZM72 96V95H71ZM74 96V94H73ZM111 95L107 96L110 97ZM182 96V95H181ZM188 96V95H187ZM211 96V95H209ZM208 95H198V96H194L192 98V100L190 101V103H188V108L190 110H193V109H197L198 107H201L203 106V104L206 103L207 105V102H208V105H212V101L214 102L215 99H208L209 97ZM65 97V96H64ZM63 97V98H64ZM148 97V95H147ZM147 97H144V98H147ZM168 97V96H167ZM166 97V98H167ZM184 97V96H183ZM244 97V96H243ZM241 96V98H243ZM246 97V96H245ZM252 97V96H251ZM256 97V95L254 96ZM261 97V96H260ZM62 98V99H63ZM67 98V97H65ZM75 98V97H74ZM94 98V97H92ZM99 98V97H98ZM140 98V97H138ZM153 98V97H152ZM174 98V97H173ZM177 98V97H176ZM180 98V97H179ZM217 98V97H216ZM247 98V97H246ZM148 99V98H147ZM154 99V98H153ZM157 99V97H156ZM154 99V101L156 100ZM168 100L169 97L167 98ZM187 99V97H186ZM238 99H239V96H238ZM264 99V98H263ZM69 101L70 98L68 99ZM67 100V101H68ZM88 98L87 96L83 95L81 96V99L78 100V101H72L74 104L72 105L73 108H79L80 106V111L83 112L84 111V105L87 104L88 102ZM158 100V99H157ZM172 100V99H171ZM185 100V99H184ZM226 100V101H227ZM243 100V99H242ZM107 101V100H106ZM105 101V103H106ZM137 101V100H136ZM149 101V100H148ZM151 101V100H150ZM160 101V99H159ZM166 101V100H165ZM173 101V100H172ZM186 101V100H185ZM189 101V100H188ZM187 101V102H188ZM217 101V100H215ZM225 102V100H223ZM235 101H236V98H235ZM251 102V99L249 100ZM63 102V101H62ZM61 102V103H62ZM109 102H111L109 100ZM156 103H158L157 101H155ZM163 102V101H162ZM229 102V101H228ZM68 103V102H67ZM92 103V102H91ZM90 102H88V104H91ZM153 103V101H152ZM151 103V104H152ZM174 103V102H173ZM182 103V102H181ZM180 103V104H181ZM217 103V102H216ZM227 103V102H226ZM254 104L256 103L255 101L253 102ZM252 103V104H253ZM69 104V103H68ZM94 104V103H93ZM123 104V103H122ZM125 104V103H124ZM171 104V103H170ZM184 104V103H183ZM182 104V105H183ZM187 104V103H186ZM228 104V103H227ZM234 104V103H232ZM236 104V103H235ZM247 105H249V102L247 101V103H245ZM253 104V105H254ZM261 104H262V101H261ZM99 105V104H98ZM107 105V103H106ZM153 105V104H152ZM156 105V104H155ZM162 105V103L160 104ZM165 105V104H164ZM173 105V104H171ZM174 105L176 106V103H174ZM217 104H214L213 108H216ZM89 106V105H87ZM125 106V105H124ZM154 106V105H153ZM167 106H168V103H167ZM205 106V105H204ZM92 107V105L90 106ZM107 107V106H106ZM116 107V106H115ZM117 107L119 108V106L117 105ZM116 107V108H117ZM140 107V106H139ZM152 107V106H151ZM150 107V108H151ZM161 106H159L160 108ZM184 107V105H183ZM187 107V106H186ZM244 107V106H243ZM251 108L252 105L250 106ZM256 107V106H255ZM89 108V107H87ZM117 108V109H118ZM154 108H156L154 106ZM158 108V107H157ZM162 108V107H161ZM204 108V107H203ZM245 108V107H244ZM258 108V106H257ZM92 109V108H91ZM110 109V108H108ZM169 109V108H168ZM200 110V108H198ZM239 109V108H238ZM256 109V108H255ZM253 110V112H256V110ZM260 109V108H259ZM48 110L50 112H48ZM146 110V109H145ZM145 110H142L141 109V113L142 111H145ZM167 110V109H166ZM165 110V111H166ZM204 110V109H202ZM201 110V111H202ZM55 111V110H54ZM117 110H115L116 112ZM128 111V110H127ZM134 111H135V108H134ZM133 111V113H135ZM153 111V110H152ZM170 109H169V113H170ZM177 111V110H175ZM179 111V110H178ZM184 111V110H183ZM195 113L196 110H194ZM200 111V112H201ZM221 111V110H220ZM224 111V110H223ZM236 111V110H235ZM244 111V110H243ZM242 111V112H243ZM259 111V110H258ZM126 112V111H125ZM139 112V113H140ZM156 112V110L154 111ZM160 112V111H158ZM164 112V109L163 111ZM160 112V113H162ZM228 112V111H227ZM72 112H70L71 114ZM87 113V112H85ZM107 113V112H105ZM112 113V111H111ZM118 113V112H117ZM138 113V112H137ZM145 113V112H144ZM153 113V112H152ZM159 113V114H160ZM176 113V112H175ZM178 113V112H177ZM180 113H182L180 111ZM193 113V112H192ZM251 113V112H250ZM263 113V112H261ZM52 114V115H51ZM84 114V113H83ZM82 114V116H83ZM104 114V113H103ZM103 114H102V121L104 120L103 118ZM108 114V113H107ZM110 114V112H109ZM154 114V113H153ZM158 113H156L157 115ZM158 114V115H159ZM163 114V113H162ZM165 114V113H164ZM200 114V113H199ZM236 114V113H235ZM119 116L117 117L116 121H114V125L115 126H112L111 128L114 129V131H119L117 132L118 135H120V133H125L126 134V127H127V124H129V127L130 128V125L133 126H140L139 124V121H141L140 119H142V117H140L139 119L136 118V116H134L135 118L131 119L130 117H128L130 120V122H125L126 120L123 119L122 115L118 114ZM137 115V114H136ZM143 115L140 114L138 116H141ZM146 115V114H145ZM172 116V114H170ZM193 115V114H191ZM255 115V118H257L258 116L256 114ZM74 116V115H73ZM81 116V115H80ZM80 116H78L80 118ZM107 115H105L106 117ZM110 116V115H109ZM113 116V114H112ZM121 116V117H120ZM126 116V115H125ZM127 116H128V112H127ZM130 116V115H129ZM137 116V117H138ZM144 116V115H143ZM153 116V115H152ZM161 116V115H160ZM159 116V117H160ZM199 116V115H198ZM197 116V117H198ZM234 116V115H233ZM232 116V117H233ZM237 115H235L234 117H236ZM257 116V117H256ZM260 116V115H259ZM87 117V116H86ZM133 117V116H132ZM263 117V116H262ZM82 118V117H81ZM90 118V117H89ZM125 118V117H124ZM127 118V117H126ZM149 118V117H147ZM156 118V117H155ZM163 118V117H162ZM193 119V117H191ZM201 118V117H199ZM227 118V117H226ZM92 119V118H91ZM107 119V118H106ZM139 121H138V120ZM145 119V118H144ZM159 119V118H158ZM161 119V117H160ZM159 119V121H160ZM165 119V118H164ZM174 119V118H173ZM172 119V120H173ZM230 119V118H229ZM82 120V119H80ZM90 120V119H89ZM88 120V121H89ZM101 120V119H100ZM143 120V119H142ZM149 120V119H148ZM85 121L86 118H85ZM106 121V120H105ZM158 121V120H157ZM164 121V124H165V120ZM91 122V121H90ZM95 122V121H94ZM149 122V121H148ZM161 122H162V119H161ZM173 121H171L170 123L172 124ZM258 122V121H256ZM98 123V122H97ZM111 121L108 123L110 124ZM142 123V121H141ZM145 123V122H144ZM174 123V122H173ZM92 123H90L89 125H91ZM96 124V122H95ZM158 124V123H157ZM258 124H261V123H258ZM169 126V123L167 124ZM95 126V125H94ZM97 126V124H96ZM96 126L94 128H96ZM160 126V124H159ZM164 126V125H163ZM184 126V125H183ZM233 126V125H232ZM239 126V125H237ZM91 126H89L88 128H90ZM148 127V126H147ZM154 127V126H153ZM229 127V126H228ZM255 127H256V124H255ZM260 127V126H258ZM263 127V126H262ZM101 128V127H100ZM109 128V127H108ZM106 127V129H108ZM132 128V127H131ZM138 129H135L136 130H139V127H137ZM165 127H163L164 129ZM239 128V127H238ZM237 128V129H238ZM93 129V128H92ZM112 129V130H113ZM133 129V128H132ZM151 129V128H150ZM240 129V128H239ZM241 129H244V128H241ZM264 129V128H263ZM94 132H97V130L95 131V129H93ZM154 130V128H153ZM151 130V131H153ZM169 130V129H168ZM178 129L176 128H173L171 130V134L174 135V133H176ZM232 130V128H231ZM260 130V129H259ZM100 131V130H98ZM107 131V130H105ZM144 131V130H143ZM142 131V132H143ZM163 131V130H162ZM2 132V131H1ZM109 132V131H108ZM136 132L134 129H133V133ZM137 132H141L140 131H137ZM155 132V130L153 131V133ZM170 132V131H169ZM168 132V133H169ZM226 132V131H224ZM236 132V131H235ZM92 133V130L90 132V134ZM105 133V132H104ZM107 133V132H106ZM115 133V132H114ZM144 133V132H143ZM152 133V132H151ZM167 133V132H166ZM167 133V134H168ZM232 133V132H231ZM249 129L247 128L244 132H243V135H247L249 134ZM263 133V132H261ZM103 134V133H102ZM101 133H99V136L102 135ZM108 134V133H107ZM135 134V133H134ZM164 134V133H163ZM225 134V133H224ZM93 136V134H91ZM96 135V133H95ZM106 135V134H105ZM143 135V134H142ZM211 135L213 136H216L217 140H215V146H211V142L209 141V139H211ZM263 135V134H262ZM90 136V135H89ZM91 136V137H92ZM128 136L129 138L132 136L131 135V132L128 131ZM167 136V135H165ZM105 137V136H104ZM60 138L63 140L61 141ZM106 138V137H105ZM111 138V137H110ZM123 138V136H122ZM128 138V137H127ZM150 138V139H149ZM232 138V137H231ZM250 138V137H249ZM260 138V137H259ZM245 139V138H244ZM128 140V139H127ZM230 140V139H229ZM246 140V139H245ZM258 140V139H257ZM130 141V140H129ZM162 141H164L162 139ZM127 143H130V142H127ZM165 144V141L163 142ZM88 144H92V145H88ZM93 144H96L98 146V149L97 148H94V149H97V153L95 151V153L92 151L94 150L93 149ZM134 144V143H133ZM147 144H150V145H147ZM151 144H153L151 146ZM132 145V144H131ZM130 145V146H131ZM261 145V144H260ZM264 145V143H263ZM263 145L261 147L260 150H262L263 148ZM96 146V147H97ZM129 146V145H128ZM158 146V147H157ZM259 148V146H258ZM257 148V149H258ZM149 149V153L146 154L145 151ZM125 151V152H124ZM200 151H203V153H199ZM197 152V153H196ZM261 152V151H260ZM257 154V152L255 153ZM52 156H56L55 160L53 161V157ZM178 157V160L181 162L182 165H178L176 164L174 161L176 160V158ZM261 158V157H260ZM23 160V165L19 164V162ZM52 162V163H51ZM247 162V161H246ZM235 164V168L233 167ZM157 166L158 168L160 167H163L165 168V170L170 173V174H175L176 176L179 177L180 179V185H179V194L177 195H173V197H171V200L168 202V203H165L164 201L166 200L165 197H162V193H163V190L165 189V182L164 181L159 187L156 188V195H155V203L157 204L158 206V212H157V215H156V221H155V224H161V222L163 223H167L166 227H167V232L166 233H158L157 235V241L160 243V242H163V241H169V243L171 244H174V242H177V240H180V243L178 244L177 247H174L171 250L170 254L167 256V258L165 257L164 260H156L154 259V255H155V246L157 245V243L155 242V239H153L149 234L146 235L144 234V229H147L148 231V227H149V224H148V227L145 228L143 227V219H144V216L142 215L143 212H141L140 210V207L139 206H133L131 205L132 207L129 208V205L126 206V204L128 203L129 199L132 197L130 196V193H135L137 190H136V186L140 185L143 180H145V174L148 173V170L151 169L152 167L151 166ZM52 166V167H51ZM116 166V168H118L119 170H123V169H127L126 171V183H127V187H129V192L123 190V191H117L114 187L116 186L115 182H114V179H111V175H112V169ZM136 166V167H135ZM153 166V167H155ZM264 167V165H263ZM259 168V167H258ZM262 168V167H261ZM52 169V170H50ZM251 170V169H250ZM150 171V170H149ZM236 171V170H235ZM248 171V170H247ZM257 171V170H256ZM123 174H124V170L122 171ZM221 172V173H222ZM237 172V171H236ZM259 172V170H258ZM150 173H153V172H150ZM162 173V172H161ZM215 173L213 176L212 174ZM254 173V172H253ZM257 174V172H255ZM255 173H254V177H255ZM261 173V171H260ZM263 173V172H262ZM232 174V173H231ZM238 174V173H237ZM251 174V173H249ZM114 175V174H113ZM154 175V174H153ZM234 175V174H233ZM261 175V174H260ZM152 176V175H150ZM258 176V175H257ZM2 177V178H1ZM113 177V176H112ZM154 177V176H153ZM212 177V178H211ZM248 177V176H246ZM262 177V176H260ZM258 177V178H260ZM211 178V179H209ZM231 178V176H230ZM234 178V181L237 183V180H235L236 176L233 177ZM257 178V179H258ZM148 179V178H147ZM154 179V178H153ZM246 179V178H244ZM254 180V178H252ZM256 179V180H257ZM98 180L100 181V186H99V189H98V198L95 194H93L94 192V186L98 183ZM156 180V179H155ZM207 180V181H208ZM220 180V179H219ZM239 180V179H238ZM243 180V179H242ZM121 181V180H120ZM231 181L232 179L230 180V184H231ZM233 181V183H234ZM248 181V180H247ZM252 181V180H251ZM259 181V180H258ZM149 182V180H148ZM224 182V181H223ZM253 182V181H252ZM252 182H250L252 184ZM257 182V181H256ZM261 182V181H260ZM220 184V182H218ZM225 183V182H224ZM232 183V184H233ZM243 183V181L241 182ZM262 183V182H261ZM264 183V182H263ZM120 184V183H119ZM118 184V185H119ZM229 184V185H230ZM239 184V183H238ZM254 184V183H253ZM258 184V183H257ZM144 185V184H143ZM235 185V183L233 184ZM264 184H262L261 186H263ZM142 186V185H141ZM146 186V185H145ZM232 186V185H231ZM230 186V187H231ZM236 186V185H235ZM252 186V185H251ZM260 186V183L259 185ZM257 186V187H258ZM227 187V186H225ZM224 186L222 188H225ZM234 186H232L233 188ZM237 187V186H236ZM147 188V187H145ZM228 188V187H227ZM260 188V187H259ZM214 189H215V186H214ZM50 190V191H49ZM139 190V189H138ZM142 188V191H141V194L142 192H144ZM255 190H258L257 188ZM49 191V192H48ZM97 191V190H96ZM95 191V193H96ZM210 191V192H209ZM214 191V190H213ZM216 191V190H215ZM229 191V190H228ZM228 191H225L227 194H228ZM231 191V190H230ZM235 191V190H234ZM252 191V190H251ZM32 192V191H31ZM140 192V190H139ZM171 192V191H170ZM217 192V191H216ZM224 192V191H223ZM223 192H222V195H223ZM256 192V191H255ZM264 192V190H263ZM57 193H61V194H58ZM67 193V194H66ZM166 193L169 194V191H166ZM225 193L226 195V198H227V194ZM234 193V192H233ZM258 193V192H257ZM32 194V193H30ZM34 194V193H33ZM139 194V193H138ZM165 194V193H164ZM230 194V192H229ZM228 194V195H229ZM264 194V193H263ZM140 195V194H139ZM260 195V194H258ZM262 195V194H261ZM36 196H37V193H36ZM36 196L34 198H36ZM142 196V195H140ZM28 197V196H27ZM33 196H31V199H32ZM46 197V196H45ZM143 197V196H142ZM231 197V196H230ZM259 198V197H258ZM26 199V198H25ZM146 199V198H145ZM165 199V200H164ZM2 200V199H1ZM41 200V199H40ZM49 200V199H48ZM131 200H133L131 198ZM226 200V199H225ZM262 200V199H261ZM259 200V201H261ZM2 201V202H3ZM28 201V199H27ZM27 201L25 204H27ZM34 201V200H33ZM82 201H85L86 203L85 204H92L94 206L91 205V207H95V210H94V213L92 214V217H90V214L87 215V218H84L85 221V224L81 223V220L83 219H80L81 216L80 214L82 213V211H86L83 209L82 207ZM145 203L147 200H144ZM5 202V201H4ZM30 202V201H28ZM43 202V201H42ZM51 202V201H50ZM263 202V201H262ZM1 203V202H0ZM54 203V201H53ZM67 203H68V206H69V209H67ZM144 203V204H145ZM2 204V203H1ZM7 204V203H6ZM17 204V203H16ZM24 204V203H23ZM44 204L46 205L47 204V199H45L44 201ZM154 204V203H153ZM235 204V203H233ZM240 204H243L242 202ZM22 205V204H21ZM48 205V204H47ZM46 205V207H48ZM237 207V210H238V217H239V220H244L246 221V223L248 225H251L252 227H258V216H259V212L260 211H251L252 208H253V203L250 201V202H247L245 205H243L244 207L240 208L239 205L235 204ZM262 205V204H260ZM259 205V206H260ZM1 206V205H0ZM26 206V205H25ZM37 206V205H36ZM42 206V205H41ZM3 207V206H2ZM12 207V208H13ZM19 207V206H18ZM21 207V206H20ZM45 207V206H44ZM54 207V206H53ZM87 207V206H86ZM145 207V206H144ZM164 207L168 210H165ZM262 206H260L261 208ZM5 208V207H3ZM11 208V209H12ZM17 208V206H16ZM22 208V207H21ZM25 208V207H24ZM57 208V207H56ZM153 208V207H152ZM199 207H197L198 209ZM239 208V209H238ZM26 209V208H25ZM52 209V208H51ZM50 209V211H51ZM179 209V211H178ZM200 209V208H199ZM198 209V210H199ZM21 210V209H19ZM23 210V209H22ZM90 210V208H89ZM87 210V211H89ZM146 210V209H145ZM144 210V211H145ZM153 210V209H152ZM195 210V209H194ZM2 211H4L2 209ZM55 211V210H54ZM59 211V209H58ZM87 211L85 212V214L87 213ZM5 212V211H4ZM20 212V211H19ZM147 212V210H146ZM49 213V212H48ZM54 213V212H53ZM52 213V214H53ZM90 213H91V210H90ZM198 213V212H197ZM1 214V213H0ZM148 214V213H147ZM151 214V213H150ZM207 214V213H206ZM234 212H233V216H234ZM6 216V214H4ZM8 216V215H7ZM20 216V215H19ZM18 216V217H19ZM22 216V215H21ZM27 216V215H26ZM86 216V215H85ZM146 216V215H145ZM232 216V217H233ZM236 216V215H235ZM1 217V216H0ZM23 217V216H22ZM28 217V216H27ZM262 216H260L261 218ZM9 218V217H6V219ZM12 218V216L10 217ZM43 218V219H44ZM89 219H93V220H96L99 224L102 223V227L99 228V226H95V228H97V230L94 228V225L93 224V221H89ZM210 219V218H209ZM10 220V219H8ZM195 220V221H194ZM3 221V220H2ZM6 221V220H5ZM15 221V220H14ZM21 221V219H20ZM83 221V220H82ZM116 223H112V222H115ZM142 221V222H141ZM238 221V220H237ZM1 222V221H0ZM13 222V220H12ZM16 222V221H15ZM41 222L44 223V225L42 226ZM95 222V223H97ZM105 222L108 224V222H110L111 224H106L107 226H105ZM145 222V221H144ZM142 223V224H141ZM10 224V223H9ZM19 224V223H18ZM240 223H238L239 225ZM2 225V224H1ZM15 225V224H14ZM191 225V224H190ZM210 225V224H209ZM3 226V225H2ZM2 226H0L2 228ZM6 226V225H5ZM11 226V225H10ZM192 226V225H191ZM236 226V225H235ZM13 227V226H12ZM21 227H22V224H21ZM157 227V226H156ZM161 227V226H160ZM210 227V226H209ZM241 227V226H240ZM247 227V226H246ZM164 228V226L162 227ZM237 228L239 229V227L237 226ZM94 229V230H92ZM190 229V228H189ZM236 229V232H240V230ZM3 230V229H2ZM4 230H5V227H4ZM22 230V229H21ZM20 228L19 229H16L14 231V234L15 236L14 237H17L18 238V235L22 232L23 233V230L21 231ZM99 230V231H98ZM163 230V229H162ZM162 230H159V231H162ZM238 230V231H237ZM7 231V230H6ZM5 231V232H6ZM21 231V232H20ZM93 231V232H92ZM105 231V232H104ZM146 231V232H147ZM150 231V230H149ZM158 231V232H159ZM229 231V229H228ZM232 231V230H231ZM235 231V230H234ZM4 232V231H3ZM2 232V234H3ZM106 233L105 235H103V233ZM9 233V232H8ZM186 233V231H185ZM229 233V232H228ZM232 233H234L232 231ZM231 233V234H232ZM241 233V232H240ZM230 234V235H231ZM152 235V234H151ZM229 235V234H228ZM244 235V234H243ZM1 236V235H0ZM88 236V237H87ZM104 236V237H103ZM235 236V235H234ZM233 235L231 237H234ZM238 236V235H237ZM236 236V237H237ZM3 237V235H2ZM5 238L7 236H4ZM10 237V236H9ZM8 237V238H9ZM22 237V236H21ZM103 237V238H102ZM254 237L256 240H254L253 242H250V244H253L254 247H260L262 249H264V229L262 231H257L254 233ZM180 238V239H178ZM184 238V237H183ZM227 238V237H226ZM241 238V237H240ZM11 239V238H10ZM26 239V238H25ZM42 239V240H41ZM0 240H1V237H0ZM15 240V239H13ZM12 240V241H13ZM238 242V241H237ZM227 243V244H226ZM240 243V241H239ZM242 243V242H241ZM240 243V244H241ZM247 243V242H246ZM0 244H1V241H0ZM162 243H160L161 245ZM236 244V243H235ZM249 244V245H250ZM242 245V244H241ZM248 245V244H247ZM243 247V246H242ZM245 247V246H244ZM247 248H250V246H246ZM245 247V249H246ZM254 247H252V249H255ZM205 248V249H204ZM159 249V248H157ZM168 249V248H167ZM166 249V250H167ZM240 249V248H239ZM243 251L245 250L244 248H241ZM251 249V250H252ZM147 250H150V252H148ZM169 250V251H170ZM260 250V249H259ZM157 251V250H156ZM253 251V250H252ZM258 251V250H257ZM167 252V251H166ZM233 252V251H232ZM244 252H249V250H245ZM244 252H241V253H244ZM259 252V251H258ZM264 252V251H263ZM240 254V253H239ZM251 254V252H250ZM253 254V253H252ZM256 254V252L254 253ZM261 254V255H260ZM230 255V254H229ZM248 255V254H247ZM258 255V254H256ZM256 255L252 256V257H255ZM259 255L262 256V258L260 259H263V255H262V252L260 250L259 252ZM258 255V257H260ZM24 256V257H23ZM246 257V255H245ZM158 259V258H157ZM217 259H218V256H217ZM251 259V257H250ZM260 259H255V261L257 262V260H260ZM0 260V261H1ZM247 260V259H246ZM263 260H260V263L263 262ZM222 261V260H221ZM249 261V259L247 260ZM252 260H250L251 262ZM254 261V259H253ZM252 261V262H253ZM217 262V261H216ZM223 262V261H222ZM221 262V264H222ZM218 263V262H217ZM259 263V262H257ZM256 263V264H257ZM259 263V264H260ZM216 264V263H214ZM250 264V263H249ZM254 264V262H253ZM264 264V263H263Z\"/></svg>", "mask_w": 264, "mask_h": 264}, {"label": "rangeland", "instance_id": "rangeland-1", "mask_svg": "<svg viewBox=\"0 0 264 264\" xmlns=\"http://www.w3.org/2000/svg\"><path fill=\"white\" fill-rule=\"evenodd\" d=\"M0 1H3V0H0ZM8 0H4L3 2H0V8H2V10L0 9V15H1V12H3L2 13V15L0 16V18L2 19V20H4L5 22H6V24H5V22H2V20L0 19V25H1V22L3 23V24H5V25H3V27L0 29L2 32H3V30L5 29H7V32L9 33L10 32V34L8 35V37L9 38H12V40H14L12 43H17V45L21 48L20 49V52H21V50H22V52L20 53L19 51H17V53H14V52H16V50H18L19 48H18V46L17 47H13V46H15V45H13V46H11V45H9V44H11L10 42L11 41H7L6 39H5V41H4V39L1 37V33L2 32H0V54H1V52H4V50H3V48L4 47H6V48H9L8 46H10V49H12V52L10 53V54H12V55H14V54H17L16 56H18V55H20V56H18V57H16L15 55H14V57L16 58L15 59V62H13L14 60H9V59H12V58H10V55L9 56H6L5 58L2 56V55H0V56H2V57H0V63H1V61H2V63L0 64V71L2 72H0L1 74H0V80L2 79L1 77H3V78H7V79H5L6 81H4L3 79V81L5 82V83H8L9 85H6V84H4V89L6 90V87H8V86H13L14 87V89H17L16 91H18L19 93H21V94H26L25 93V91L27 92V90H28V88L27 87H29L30 88V86L33 84V82H34V80L36 79V76H37V78H39V81H40V77H38V75H40V73L42 72V70L41 69H39V67H40V63H41V59H43L42 60V66L41 67H43V64H44V62L46 61V60H48L50 63H51V65H53V64H55V63H53L52 61H53V59L55 58V57H57V58H55L54 59V62L56 61V59H58L59 57H61V55H62V57L64 56V58H60L59 60H61V61H65V60H68V63H70L68 66V68H67V70H66V72L64 71L62 74H64L63 76H60V78L59 79H61L60 81H59V83L62 85V90H64V88L66 87H68L67 89L65 88V90H64V92L63 91H61V93H62V98L65 96V97H67V98H60L59 99V102H58V107H56L55 109H52V112H54L55 114H59V112H61L63 109L66 111V110H68V114L72 117V118H74V119H79V121L82 123V124H84V122H87V124H84V126L83 127H80L81 128V130L82 129H86L87 128V130L86 131H88V129H89V131L91 132V130H92V133L91 134H93V136L90 134V132H87V133H89L88 134V139L89 138H92V139H94L95 141H105V139H107V138H109V139H112L113 141H115V139H119L120 138V140H122L123 139V142H124V145L123 146H125V151H126V149H127V151L126 152H129L130 151V149L131 148H133L134 146H135V143L137 142V141H139V139H138V137H140V142H142L143 140H144V138L145 137H147V139H148V137H152V136H156L157 137V135H160V134H162L161 136H160V138H156V139H154L153 141L155 142V143H153V144H156L158 141H159V143L158 144H156V145H159V146H165V147H167L168 149H170V150H174V149H177V143H176V140L179 138V136H180V133H179V131H181V129L183 128V127H185V126H187V129L188 130H191V125H192V120H194V117H195V122H204L205 121V116H210V115H212L213 114V116L214 117H216V118H221V119H223V118H225V122H227L228 121V125H226V127L224 128V130H223V136L226 138L225 139V141L227 142V144H228V148L230 149V148H232L234 145H238L239 144V142H246V145L248 146V148H251V151H250V153H249V155L247 156V157H245V156H243V160H244V162H243V165L242 166H235V164H234V171H230V172H228V173H226V174H224V172H222V171H219V170H216L215 171V173H216V175H218L219 176V178H217V179H211V178H209V179H211V180H208L207 178H205L204 180H203V182H201V183H205L206 182V184L205 185H207L209 188H211V186L213 185V187H212V189L214 190H211V192H213L214 193V195L215 196H213V197H210L209 198V202L207 201V198L206 199H197L198 200V202H197V206H195L194 207V209H192L193 211H192V213L191 214H184V209H182V208H180V212H178V214L179 215H177L176 216V218H179L182 222H187V225L186 226H189V228L188 227H185V229H183V232L182 233H184V234H182V236L180 237V238H178V239H180V240H182V241H184V242H187V241H193V242H196V243H199L200 245H201V241L198 239V234H199V232H198V229H197V226L195 225V223L194 222H192L191 221V219H195V220H198L199 222H200V220H202V225H206L207 226V228H206V230L207 231H209V233L210 232H212L213 234H215V233H217V231H216V228L219 226V223H220V221H217V224H216V226H215V228H214V222H213V220H211V218L212 217H214L216 214H217V212L219 211V209H221L222 207L224 208V205L225 204H232V206L231 207H234V208H231V210H230V212L228 213V221H227V223H228V225H227V229L225 230V232L223 233V234H219L217 237H219L220 239H225V242H227L230 238V240H229V244H227L226 245V247H228V256H229V258H230V261L232 262V263H234L237 259H241V260H243L244 261V263L243 264H253V262H254V264H256L257 262H259L260 263V260H263V259H260V258H262V256H260L259 255V252H260V250H261V252H262V255L264 254V249H262V248H260V247H254L253 246V244H250V242H253L254 240H256L255 239V237H254V233L255 232H259V231H262L263 229H264V192H263V190H264V185L263 186H261L262 184H264L263 182H264V167H263V165H264V145H263V143H264V85H263V83H259L260 81L261 82H264V77H263V75H264V47L263 46H261V47H263V49L261 50V51H258L257 50V47H258V45L259 44H263L264 42H262V40L264 39V29H263V27H264V0H260V3H258V6H257V2H259V0H209V2H208V0H200V4H198V2L197 1H199V0H183V2H180L179 0H167V1H169V2H167L168 4L167 5H169L170 3H172V4H170V6H167L166 4L164 5L163 4V2L165 3V1H163V2H161V4H160V2L159 1H162V0H151V1H148V0H133V1H129V0H100V1H102V2H100L99 0H73V1H75V2H73L72 0H51V1H53V2H51V1H49V0H37V1H33V0H25L26 2L28 1V2H30V3H32V4H29V3H27V5L29 4V6L27 7L28 9H26L25 8V10H27V11H23V9H24V5L26 4L25 3V1L24 0H14V1H16V2H14L13 3V1H11L10 2V0H9V2H7ZM33 1V2H32ZM67 1H69L68 3L70 4V5H66V3H67ZM85 1V2H84ZM104 1V2H103ZM108 1V2H107ZM124 1H126L125 2V5L124 6H122L123 4H124ZM157 1H158V3H157ZM179 1V2H178ZM223 1H225V2H223ZM231 1V2H230ZM239 1H240V3H239ZM249 2V1H252V2H249V4H247L246 2ZM21 2V3H20ZM40 2H42L41 4H40V7H41V9L39 8V3ZM46 2V3H45ZM51 2V3H50ZM60 2H61V4H60ZM73 2V3H72ZM76 2H78L77 4H76ZM86 2H88L87 4H86ZM107 2V4L105 5V3ZM118 2V3H117ZM123 2V3H122ZM131 2H133V3H131ZM136 2V3H135ZM148 2V3H147ZM151 2V3H150ZM191 2H192V4H191ZM204 2V3H203ZM220 2V3H219ZM230 2V3H229ZM242 2H244V3H242ZM83 3V4H82ZM116 3V4H115ZM176 3H178L180 6H182V7H180L178 4H176ZM207 3V4H206ZM210 3V4H209ZM214 3H217V4H214ZM222 3V4H221ZM246 3V4H245ZM255 3V4H254ZM8 4V6L7 7H5V9H4V5L6 6ZM9 4H11V5H9ZM19 4V5H18ZM65 4V5H64ZM73 4L75 5V8H73L74 6H73ZM96 4V5H95ZM97 4H98V6H97ZM115 4V5H114ZM191 4V5H190ZM198 6H197V5ZM205 4V5H204ZM213 4V5H212ZM221 4V5H220ZM225 4H229V6L232 8V9H230V7H228L227 5H225ZM237 4V5H236ZM253 4H254V6H253ZM3 5V6H2ZM15 6V5H18V8H17V6H16V8H17V10H15L16 8L15 7H11V6ZM32 6V8H33V10L35 11H33L32 10V12L30 11V9L29 8H31V6ZM48 6V8L46 7V6ZM50 5V6H49ZM52 5H54V6H52ZM77 5V6H76ZM104 5H105V8H104ZM116 5H118V6H120V9L118 8V6H116ZM133 5H134V7H133ZM138 5V6H137ZM148 5H150L149 7H147ZM162 5V6H161ZM172 5H173V10H170V9H172L171 7H172ZM200 5V6H199ZM234 5H236V6H234ZM250 5V6H249ZM257 6V8H255L256 6ZM260 5V6H259ZM261 5H262V7H261ZM21 6V7H20ZM22 6H23V8H22ZM43 6V7H42ZM56 6V7H55ZM61 6V7H60ZM67 6V7H66ZM85 8H84V7ZM97 6V7H96ZM102 6V7H101ZM112 6V7H111ZM118 8H116V7ZM127 8H126V7ZM163 6H164V9H166V11H167V13L165 12V10L163 11L162 10V8H163ZM166 6V7H165ZM177 6H179V7H177ZM191 6H192V8H191ZM209 6V7H208ZM11 7V9H9ZM20 7V8H19ZM26 7V6H25ZM70 7V8H69ZM72 7V8H71ZM77 7L78 8H83V9H81V14L82 15H80L79 14V10L80 9H77ZM89 7V8H88ZM98 7H100V8H98ZM114 7H115V10H114ZM144 7H145V9H144ZM150 7H152L151 9H150ZM169 7V8H168ZM188 8V10H187V8ZM211 7V8H210ZM246 7V11L244 10V8ZM248 7V8H247ZM22 8V9H21ZM31 8V9H32ZM49 10H47V9ZM52 10H54V11H52V12H50V10L51 9ZM64 8H66V9H64ZM94 8V9H93ZM98 8V9H97ZM103 8V10H105V11H101V13H100V9H102ZM126 8V9H125ZM133 8V9H132ZM175 8V9H174ZM180 8H182L181 10H179ZM201 8V9H200ZM215 8V9H214ZM229 8V9H228ZM252 8L254 9V11L252 10ZM259 8V9H258ZM4 9V10H3ZM12 9H14V11L12 10ZM37 9V10H36ZM43 9V10H42ZM59 9V10H58ZM61 9V10H60ZM62 9H64V10H62ZM73 9V10H72ZM77 9V10H76ZM88 9V10H87ZM97 9V10H96ZM129 9H130V11L132 10V12H130L129 11ZM190 9H192L191 10V12L189 11ZM196 11H195V10ZM211 9H212V12H211ZM262 9V11H259V10H261ZM10 10V11H9ZM12 10V11H11ZM19 10H21V14H23L22 16H24L23 17V21H21V15H19ZM28 10H29V13H28ZM40 10H41V12H43V13H41L40 12ZM71 10H72V13H71ZM76 10V11H75ZM98 10H99V12H98ZM106 10L108 11L107 13H106ZM110 10V11H109ZM112 10V11H111ZM125 10V11H124ZM155 12H154V11ZM176 10V11H175ZM251 10H252V13L249 15V13L251 12ZM15 11H16V13L17 14H15ZM47 11V12H46ZM60 11L63 13H61L60 14ZM66 11H68V12H66ZM87 11V12H86ZM90 11V12H89ZM97 11V12H96ZM123 12V13H119V12ZM156 11H158V13L157 14H151L152 12L153 13H156ZM163 11V13H161ZM168 11H169V13H168ZM210 11V12H209ZM215 11V12H214ZM11 12V13H10ZM14 12V13H13ZM22 12H24V13H22ZM46 12V13H45ZM66 12V13H65ZM86 14H85V13ZM114 14H113V13ZM116 12V13H115ZM126 12V13H125ZM133 12H135L134 13V15H132V13ZM137 12V13H136ZM148 13V14H146V16H145V13ZM164 12H165V15H164ZM174 12V13H173ZM188 12H190L189 14H188ZM199 14H198V13ZM226 12V13H225ZM258 12V13H257ZM261 12V13H260ZM7 13V14H6ZM8 13H10L9 15H8ZM27 13V14H26ZM41 13V14H40ZM49 13V14H48ZM59 13V14H58ZM71 13V15L73 14V13H75V16H76V13H77V18H75L76 19V21L74 20V14L71 16L70 15V18H68V15ZM96 13H100L99 15H102L101 17H98L99 15L98 14H96ZM119 13V14H118ZM125 13V14H124ZM139 13V16L140 17H138V14ZM211 13H213V14H211ZM228 13V14H227ZM257 13V14H256ZM260 13V14H259ZM12 14H13V16H12ZM40 14V15H39ZM42 14L43 15H47L48 14V17H46V16H42ZM50 14H51V16H50ZM79 14V15H78ZM105 14V15H104ZM111 14V15H110ZM121 14V15H120ZM136 14V15H135ZM159 14H160V16H159ZM167 14V15H166ZM169 14H171V15H169ZM179 14V15H178ZM186 16H185V15ZM202 14V15H201ZM215 14H216V16H215ZM19 15V16H18ZM26 15V16H25ZM34 15V16H33ZM38 15H39V20L38 19H36L37 17H38ZM85 15H87V17L85 16ZM95 15V16H94ZM98 15V16H97ZM107 15H109L108 17H107ZM122 15H124V16H122ZM148 15V16H147ZM152 17H151V16ZM157 15V16H156ZM182 15V16H181ZM195 15V16H194ZM203 15H204V18H202L203 17ZM226 15L227 16H229V17H226ZM231 15V16H230ZM238 16V18H237V16ZM248 15H249V17H248ZM5 16V17H4ZM16 16V17H15ZM17 16H18V18H17ZM21 16V17H20ZM31 16V17H30ZM52 16H54V17H52ZM64 16V17H63ZM81 16V17H80ZM105 16L107 17V18H105ZM112 16H113V18H112ZM141 16H144L143 18H141ZM166 16V17H165ZM180 17V19H179V17ZM200 16V17H199ZM242 16H243V20L241 19L242 18ZM253 16V17H252ZM257 16V19H255L254 17H256ZM263 16V17H262ZM4 17V18H3ZM10 17H11V19H10ZM33 17H34V20H35V23H34V21H33ZM36 17V18H35ZM43 17H46V18H43ZM60 17V18H59ZM62 17H63V19H62ZM73 17V18H72ZM79 17V18H78ZM89 17V18H88ZM96 19H95V18ZM102 17H103V20H105V19H110L109 21L111 22H108L107 24H101V25H103V26H100V23H102L101 21H103L102 20ZM118 17V18H117ZM123 17V18H122ZM150 17V18H149ZM165 17V19H163ZM169 17V18H168ZM178 18L179 20H177L176 18ZM183 17V18H182ZM193 17V18H192ZM196 17V18H195ZM233 17V18H232ZM234 17H236L235 19H234ZM240 17V18H239ZM252 17V19L254 20V21H252L251 22V20L249 19V18H251ZM8 18V19H7ZM12 18H13V21L14 22H12L11 20H12ZM21 18V19H20ZM44 20H43V19ZM100 18V19H99ZM121 18V19H120ZM161 20H160V19ZM168 18V19H167ZM188 18V19H187ZM226 19V18H229V19H227V23H228V29L226 30V32H225V30H218L217 28H216V24L214 23V22H212V20H223V19ZM230 18H231V20L232 21H230ZM260 18V19H259ZM6 19H7V21H6ZM20 19V20H19ZM29 19H30V21L31 22H29ZM66 19H69V21H71L72 23L71 24H69L70 22L69 21H66ZM71 19V20H70ZM72 19H73V21H72ZM80 19V20H79ZM86 19V20H85ZM89 19V20H88ZM101 20V21H99V20ZM137 19L139 20L138 22H136L137 21ZM143 19V20H142ZM154 20V19H156V20H154V21H151L150 22V20ZM160 20V22H159V20ZM185 19H187V20H189V21H191V22H189V23H192V26L190 27H185V23H183L184 22V20ZM190 19H192V20H190ZM194 19V20H193ZM200 19V20H199ZM233 19H234V21H233ZM10 20V21H9ZM17 20V21H16ZM28 20V21H27ZM41 20V21H40ZM88 20V21H87ZM91 20L93 21V22H91ZM95 20V21H94ZM96 20H98L99 22H98V24H96L97 22H96ZM163 20V21H162ZM202 20H204V21H202ZM246 20V21H245ZM256 20V21H255ZM47 22L46 24L45 23H43V22ZM52 21V22H51ZM74 21H75V23H78V24H75V26H79L78 27V29H77V27H73L72 25H74ZM79 21H81L80 23H83L82 25H83V29H80V26H81V28H82V25L79 23ZM86 21H87V23H86ZM106 21H108V20H106ZM129 21H132L131 23H129ZM156 21V22H155ZM242 21H243V23H242ZM259 22V23H256V22ZM261 21V22H260ZM10 22H11V24H10ZM15 22H19V23H16L17 25H15ZM22 22H23V25H21L22 24ZM27 22V23H26ZM49 22V23H48ZM55 22H57L56 24H55ZM103 22H105V21H103ZM118 22V23H117ZM134 22H135V24H134ZM149 22V23H148ZM154 22H155V25H154ZM177 22V23H176ZM181 22V23H180ZM198 22H200V24L198 23ZM230 22V23H229ZM238 22H241V24H238ZM249 22H251V23H249ZM8 23H9V27H8ZM40 23V24H39ZM92 23H94V24H92ZM106 23V22H105ZM117 23V24H116ZM130 25H129V24ZM140 23H141V26H139L140 25ZM151 23V24H150ZM161 23V25H160V28H156L155 26H157V27H159L158 26V24H160ZM164 23H167V24H164ZM171 23V24H170ZM201 23L203 24V25H201ZM247 23V24H246ZM254 23V24H253ZM29 24V25H28ZM44 24V25H43ZM86 24L88 25V26H86ZM96 24V25H95ZM109 24V25H108ZM111 24H112V28H111ZM114 24V25H113ZM125 24V25H124ZM138 24V25H137ZM146 25V27H145V25ZM147 24H149V25H147ZM174 24V25H173ZM194 24H196V25H194ZM257 24V25H256ZM259 24H260V26L261 27H259ZM19 25V26H18ZM20 25H21V27H20ZM27 27H26V26ZM34 25H36V27H37V25H38V27L36 28ZM39 25H41V26H39ZM48 25V26H47ZM61 25V26H60ZM68 26V28H66L67 26ZM90 25L92 26V25H94V26H92V27H90ZM97 25L98 26H100V30H94V28H96L97 27ZM105 25H108V26H106L105 27ZM131 25H135V26H132L131 27ZM137 25V26H136ZM151 25V26H150ZM152 25H154V26H152ZM165 25V26H164ZM178 25V26H177ZM199 25H201V26H199ZM246 25H247V27H246ZM5 26L6 27H8V28H5ZM18 28H16V27ZM25 26V27H24ZM33 26V27H32ZM52 26V27H51ZM55 26H56V28L58 29V31H57V29L55 28ZM63 26H64V28H63ZM70 26V27H69ZM85 26V27H84ZM129 26V27H128ZM148 26V27H147ZM176 26H177V28H176ZM194 26V27H193ZM208 26H210V27H208ZM246 28H245V27ZM257 26V27H256ZM42 28V29H40V28ZM49 27L51 28L50 30V32L48 33V30H49ZM72 27V28H71ZM87 27V28H86ZM124 29V31H123V29ZM163 27V28H162ZM182 27V28H181ZM203 27V29H201ZM239 27V28H238ZM242 27H244V29L242 30ZM250 27V28H249ZM10 28H12V29H10ZM46 28V29H45ZM85 28V29H84ZM92 28V29H91ZM105 28V29H104ZM106 28H107V30H106ZM135 28H136V32H134L135 31ZM148 28V29H147ZM150 28V29H149ZM154 28L155 29H157V30H154ZM169 30H167V29ZM174 28H175V30H174ZM192 28V29H191ZM235 28V29H234ZM241 28V29H240ZM255 30H254V29ZM262 28V30H260ZM16 29V30H15ZM20 29V30H19ZM24 29H26V30H24ZM31 30V32H30V30ZM39 29V30H38ZM69 29V30H68ZM71 29H72V31H71ZM89 29V30H88ZM110 29H112V30H110ZM159 29V30H158ZM180 29V30H179ZM181 29H183V30H181ZM199 29V30H198ZM205 29H214V30H216V34L215 35H213L212 36V39H211V41H209V37L208 36H206L207 34H206V32H205ZM247 29V30H246ZM42 30V31H41ZM45 30V31H44ZM65 30V32L67 31L68 32V35L70 36H72V33H75L76 31L75 30H77L78 31V33L75 35L74 34V36L73 37H75V38H71V36L69 37L68 35V37L67 38H71V41L70 42H68V45L67 46H64V44H62L63 43V41H62V39L60 38L61 36H65V33H63V31ZM82 30V31H81ZM104 30H106V32H104ZM137 30H138V32L140 33V31H141V34H142V38H144V41H142V39H141V34H139L138 32H137ZM142 30H144L143 32H142ZM151 30V31H150ZM162 30H164V31H162ZM178 30V31H177ZM185 30V32H183ZM245 30H246V32H245ZM13 31V32H12ZM17 31V32H16ZM20 31V32H19ZM40 31V32H39ZM70 31V32H69ZM90 31H91V33H90ZM114 31H116V32H114ZM127 31V32H126ZM131 31H133L134 33H130ZM147 31V32H146ZM173 31L175 32V33H173ZM196 31V32H195ZM199 31H201V33L199 32ZM235 33H234V32ZM240 31V32H239ZM257 31V32H256ZM24 32H27V33H25V35H24ZM44 32L46 33V34H48L47 36L46 35H44ZM58 32V33H57ZM61 32V33H60ZM66 32V33H67ZM79 32L81 33V36H80V34H79ZM82 32L84 33H86V34H83L82 35ZM94 32V33H93ZM108 32L110 33L109 34V36L107 35L108 34ZM148 32H150V33H148ZM153 32V33H152ZM162 32H163V34H162ZM177 32V33H176ZM200 34H199V33ZM204 32V33H203ZM224 34V36H223V39H222V33ZM260 32V33H259ZM17 33V34H16ZM35 34V35H33L34 36V39H33V36H32V34ZM93 33V34H92ZM103 33V34H102ZM115 33L117 34V35H115ZM144 33V34H143ZM146 33H148V35L150 36H148ZM184 33V34H183ZM188 33V34H187ZM196 33V34H195ZM230 33V34H229ZM233 33V34H232ZM243 33V34H242ZM255 33V34H254ZM18 35V37H16V35ZM31 34V35H30ZM57 34V36H55ZM59 34H61L60 36H58ZM88 34H90V35H88ZM102 34V35H101ZM105 34V35H104ZM119 34V35H118ZM138 34V35H137ZM146 34V35H145ZM183 34V35H182ZM200 35V36H197V35ZM229 34V35H228ZM241 34V35H240ZM260 34V35H259ZM25 37H24V36ZM37 35V36H36ZM41 35V36H40ZM86 35V36H85ZM95 35V36H94ZM101 35V36H100ZM107 35V36H106ZM110 35H111V37H110ZM114 35V36H113ZM121 35H122V37H121ZM161 35H162V40H163V42H162V40H160L161 39ZM195 35V36H194ZM203 35V36H202ZM255 35V36H254ZM12 36V37H11ZM19 36H21V38L19 37ZM28 36H30V37H28ZM90 36V37H89ZM104 36V38L103 39H101V37H103ZM106 36V37H105ZM130 36H132V37H130V38H134V39H130L129 37ZM140 37V41H139V37ZM145 36H147V37H145ZM189 36V37H188ZM199 37V39H201V40H198V38L197 37ZM229 36H231V37H229ZM238 36L241 38V39H238ZM14 37V38H13ZM26 37H28V38H30V39H28L27 38V41L28 40H30L29 42L31 43V41H32V43L29 45L28 43L29 42H27L26 40H25V38ZM37 37V39L35 40V38ZM52 37V38H51ZM56 37L58 38V41L57 42H55L57 39H56ZM86 37V38H85ZM137 37H138V40H137ZM168 37V38H167ZM182 37V38H181ZM213 37H215L214 38V41H216V42H213ZM232 37L234 38V40L232 39ZM248 37H249V39H248ZM255 37V38H254ZM31 38H32V40H31ZM39 38V39H38ZM79 38V39H78ZM80 38H81V40H80ZM107 38H109V39H107ZM148 38H149V41H148ZM152 38V39H151ZM156 38V39H155ZM163 38H166V40H164ZM183 38H185V39H183ZM218 38V39H217ZM221 38V39H220ZM227 38H229L227 41H226V39ZM243 38V39H242ZM259 38V39H258ZM24 40V42H23V40ZM61 39V40H60ZM74 39H76V40H74ZM84 39V40H83ZM87 39V40H86ZM110 39H112V41H110ZM115 39V40H114ZM154 39V40H153ZM230 39H232L231 41H230ZM238 39V40H237ZM254 39V40H253ZM50 40V41H49ZM77 41V40H79V41H77V42H74V41ZM83 40V41H82ZM102 40V41H101ZM145 40L147 41V42H145ZM157 40V41H156ZM219 40V41H218ZM222 40V41H221ZM237 40V41H236ZM248 40V41H247ZM4 41V42H3ZM24 43V46L25 47H29L28 49L27 48H25L24 49V46L23 47H21L22 46V42ZM25 41H26V43H25ZM80 41H81V43H80ZM134 41H136V42H134ZM156 41V42H155ZM165 41V42H164ZM225 41L227 42V44H225ZM235 41V42H234ZM241 41V42H240ZM260 41H261V43H260ZM6 42H7V44H6ZM38 42H39V44H38ZM41 42V43H40ZM49 42V43H48ZM52 42H54V44H52ZM74 42V43H73ZM85 42V43H84ZM90 42V43H89ZM92 42H93V44H92ZM100 42L102 43V44H100ZM131 42V43H130ZM132 42H133V44H132ZM140 42H142L141 44H140ZM144 42H145V46H144ZM153 42V43H152ZM176 42V43H175ZM178 42V43H177ZM197 42V44H195ZM237 42V43H236ZM246 42V43H245ZM250 42V43H249ZM20 43H22L21 45H20ZM57 43V44H56ZM60 43V44H59ZM69 43H73V45L72 44H69ZM97 43V44H96ZM108 43V44H107ZM116 43V44H115ZM122 43H123V45H124V47H125V49L123 48V45H122ZM137 43H139V44H137ZM152 43V44H151ZM164 43H165V45H164ZM198 43H202V44H198ZM205 43V44H204ZM229 43V44H228ZM27 46H26V45ZM79 44V45H78ZM85 45V46H81V45ZM86 44H88L89 45V47H88V49H86V47L88 46V45H86ZM94 45V46H92V45ZM98 44H100V45H98ZM117 44H119V46H117ZM128 46H127V45ZM151 44V45H150ZM155 44H157V46L155 45ZM163 44V45H162ZM168 46H167V45ZM171 44V45H170ZM174 44V45H173ZM176 44V45H175ZM177 44H179V45H177ZM187 46H186V45ZM190 44V45H189ZM214 44V45H213ZM233 44V46H231ZM53 45V46H52ZM56 45H58V48H57V46ZM102 45V46H101ZM104 45H106V46H104ZM113 45H114V47H116L117 46V48H115L114 49V47H113ZM138 47H137V46ZM143 45V46H142ZM154 45H155V48H154ZM188 45H189V47L192 45V46H194V48L193 47H188ZM211 45H212V47H211ZM216 45V46H215ZM226 45V46H225ZM229 45V46H228ZM236 45V46H235ZM248 45H250V46H248ZM254 45H256V46H254ZM32 46V47H31ZM39 46V47H38ZM47 46H48V48H47ZM81 46V47H80ZM99 46H101L102 48H104V49H102L101 48V51H100V47ZM127 46V47H126ZM140 46V47H139ZM142 46V47H141ZM153 46V47H152ZM160 46H162L161 47V51H160V48L159 47ZM172 46V47H171ZM36 47H37V49H36ZM50 47H51V50L53 51H51L50 50ZM77 47H80V49L82 50V52H84V50L86 51V53H82V52H80L81 50L80 49H78ZM90 47H92L91 49H90ZM99 47V48H98ZM106 47H108L107 49H106ZM111 47H113V48H111ZM132 47V48H131ZM134 47H136V48H138L137 50H140L141 52H142V56H137V57H139L140 58V60H138V61H140V62H138V61H136L135 63V67H130V65H131V62H133V60H135V58H133V57H135L134 56V51L136 50V48H134ZM144 47H146V48H144ZM152 47V48H151ZM158 47V48H157ZM168 47V48H167ZM173 47H174V50H173ZM179 47V48H178ZM185 47V49H183ZM199 47V48H198ZM205 47V48H204ZM215 47H217V48H215ZM224 47V48H223ZM230 48V49H228V48ZM42 48H45L44 50V53H42V51H43V49ZM47 48V49H46ZM62 48V49H61ZM63 48H66V49H63ZM68 48V49H67ZM71 49V51H70V49ZM118 48H120L121 50H120V53L122 52L123 54L125 53V56H124V58H122V59H120L119 61H118V56L116 55V54H114V56L116 57L115 59H114V61H113V63H112V60H111V62L110 63H112L111 65V67H110V63H109V65L108 66H106V70H104V72H103V74L102 75H105V76H102V75H100V79L99 78H93V76H92V72L91 71H89V72H87V71H84V69H82L80 66H82V65H86L87 63H92L93 61H95V59L96 58H99V59H103V57H100L101 55L103 56V55H105V53H107V55L108 56H110V55H112V53L114 52V51H119L118 50ZM123 48V49H122ZM129 48V49H128ZM151 48V49H150ZM168 50H167V49ZM181 48V49H180ZM196 48H197V50H196ZM204 48V49H203ZM221 48H223V49H221ZM252 48V49H251ZM5 49V48H4ZM23 49L26 51H23ZM40 49V50H39ZM49 49V50H48ZM60 49V50H59ZM78 49V50H77ZM111 49V50H110ZM127 49V50H126ZM133 49V50H132ZM153 49V50H152ZM157 49V50H156ZM158 49H159V51L163 54V55H161V53H160V55H159V51H158ZM198 49H200V50H198ZM212 49H213V52H212ZM215 49L217 50V52L215 51ZM243 49V50H242ZM249 49V50H248ZM3 50V51H2ZM35 51L34 53L32 52V51ZM41 51V54L43 55L42 57H44V58H42L41 57V54H40V57H39V55H37L36 56V54H39L40 52L39 51ZM47 50H48V52L50 53V55L49 54H47ZM63 50V52H61ZM65 50H68V51H65ZM78 52H77V51ZM91 52H89V51ZM97 50V51H96ZM122 50H124V51H127V52H123ZM143 50V51H142ZM155 50V51H154ZM178 50V51H177ZM181 50V51H180ZM183 50H184V52H183ZM188 50V51H187ZM204 50V51H203ZM207 50V51H206ZM225 51V52H223V51ZM232 50V51H231ZM239 50V51H238ZM252 50H253V52H252ZM254 50H255V52H254ZM73 51V52H72ZM111 51H112V53H111ZM129 51H130V53H129ZM164 51H166V53L164 52ZM170 51V52H169ZM211 51V52H210ZM221 51V52H220ZM233 51H234V53H233ZM236 51H237V53H236ZM24 52V53H23ZM67 54H66V53ZM96 52V53H95ZM99 52V53H98ZM110 52V53H109ZM150 52V53H149ZM165 54H164V53ZM169 52V53H168ZM172 52V53H171ZM240 52V53H239ZM30 53V54H29ZM31 53H33V54H31ZM54 53L56 54V55H54ZM62 53V54H61ZM75 53V54H74ZM80 53H82V54H80ZM145 53V54H144ZM180 53H181V55H180ZM186 55V56H183L184 54ZM208 53V54H207ZM213 53V54H212ZM230 53V54H229ZM254 53H255V55H254ZM24 54V55H23ZM27 54H28V56H27ZM54 56H53V55ZM64 54V55H63ZM92 54V55H91ZM130 54V55H129ZM158 54V55H157ZM171 54H172V56H171ZM179 54V56H180V59H179V57H177V55ZM223 54V56H221ZM24 57H23V56ZM51 55H52V57H51ZM58 55V56H57ZM72 55V57L74 58V60H73V58H69V56H71ZM80 55V56H79ZM84 55V57H82ZM87 55V56H86ZM93 55H94V57H93ZM132 55H133V57H132ZM156 55V56H155ZM169 55H170V59H169ZM205 55H208L210 58H213L214 59V61L216 62V63H222V60H223V62L225 63V62H228V63H230V64H233V66L235 65V68H236V66H237V68H238V71H239V74H238V77H237V80L239 79L240 81H237L236 80V86H235V90H234V93H233V95H232V97H230L229 98V100H227L228 98H225L224 99V97H223V99H221L222 97H219L220 95H218V94H216V96H215V90H214V88H215V85L218 83V82H220L221 80H223L224 79V77L223 76H218V75H220V74H217L216 72H215V70H213L212 69V64H211V62H208V61H206V60H204V56ZM259 55H261V56H259ZM79 56V57H78ZM85 56H86V58H85ZM92 58H91V57ZM160 56H163V57H160ZM196 56V57H195ZM239 56V57H238ZM246 56V57H245ZM26 57H28L30 60H31V62H29L30 60L28 59V58H26ZM32 57V58H31ZM34 57H35V61L33 60L34 59ZM54 57V58H53ZM76 57H78L79 59H77V61L75 62V60H76ZM111 57V56H110ZM131 57V58H130ZM166 57H168V58H166ZM182 57V58H181ZM183 57H184V59H183ZM259 57V59L260 60H258L257 58ZM261 57V58H260ZM3 58V59H2ZM19 58H21L20 60H19ZM39 58V59H38ZM41 58V59H40ZM81 58V59H80ZM94 58V59H93ZM141 58H145L144 60L143 59H141ZM153 58V59H152ZM186 58V59H185ZM192 58V59H191ZM219 58V59H218ZM248 58H250L251 59V61L248 59ZM258 60V62H257V60ZM5 59V60H4ZM26 59H28V60H26ZM63 59H65V60H63ZM131 59V61L129 62V60ZM231 59H233V60H231ZM262 59V60H261ZM79 60V61H78ZM92 60V61H91ZM98 60V59H97ZM125 60V61H124ZM154 60H155V62H156V64H155V62H154ZM230 60H231V62H230ZM18 61H20V63H22L23 64V66H24V68L26 67V69L28 68V69H30L31 71H32V69H33V72H32V76H29L30 78H32L33 76H34V78H33V80H32V83L31 82H29L28 81V79H30L29 77H27V79H26V77H25V75L26 74H22L21 75V78H19V80L21 79V82L22 83H20V81L18 80V83H16L17 82V80H15L14 79V81H13V77L10 75V74H14V73H10V72H13L12 71V69H13V67L14 66H16V63H18L19 65H20V63L18 62ZM24 61H27V62H24ZM37 61H38V63H37ZM40 61V62H39ZM82 61V62H81ZM117 61V62H116ZM144 61H145V63L146 62H148V64L146 65L145 63H144ZM152 61V62H151ZM237 61V62H236ZM252 62V63H250V62ZM11 62V63H10ZM24 62V63H23ZM73 62H74V64H73ZM79 62V63H78ZM116 62V63H115ZM126 62V63H125ZM127 62H129V63H127ZM202 62H205V64L204 63H202ZM233 62V63H232ZM239 62H243V63H240L239 64ZM245 62V63H244ZM255 62H257V63H255ZM262 62V63H261ZM7 63V64H6ZM8 63H9V65H8ZM30 65H29V64ZM35 63H37V64H35ZM121 63V64H120ZM143 63V64H142ZM149 63L151 64L150 66H149ZM164 63V64H163ZM169 63V64H168ZM170 63H171V65H170ZM180 63H181V65H180ZM248 63H250V65H248ZM10 64L12 65V68H11V66H10ZM28 64V65H27ZM73 64V65H72ZM118 64V65H117ZM125 64V65H124ZM128 66H127V65ZM159 64V65H158ZM163 64V65H162ZM188 64H190V66H191V64L193 65V66H189ZM204 64V65H203ZM210 64H211V66H210ZM259 64V65H258ZM1 65H3V66H1ZM35 65H37V66H35ZM145 65V66H144ZM170 65V66H169ZM181 66V68H180V66ZM199 65V66H198ZM208 65V67H210V68H204L203 69V67H206ZM18 66V65H17ZM17 66L16 67H14V70L17 68ZM77 66V67H76ZM123 66V67H122ZM126 66V67H125ZM151 66H152V69H151ZM156 66V67H155ZM163 66V67H162ZM166 66V67H165ZM176 66V67H175ZM189 67L188 69H190V70H187V71H189V72H187L186 70H185V68L186 67ZM202 66V68H200ZM8 67H10V70L9 71H7L9 68ZM36 67H37V71H36ZM114 67H116V68H114ZM126 68V70H125V68ZM185 67V68H184ZM251 67V68H250ZM32 68V69H31ZM128 68V69H127ZM157 68V69H156ZM165 68H168L167 70L165 69ZM180 68V70H178V71H176L177 69H179ZM253 68V69H252ZM5 69V70H4ZM69 69V70H68ZM17 70V69H16ZM38 70H39V72L40 73H38ZM41 70V71H40ZM108 70V71H107ZM140 72V73H142V75H143V80L142 81H140V82H135L134 80H133V77H134V75L136 74V73H134L132 76H131V72ZM17 71H20V70H17ZM74 71V73H72ZM117 71H119V73L117 72ZM125 71V72H124ZM126 71H128V72H126ZM160 71H164V72H161L160 73ZM167 71V72H166ZM248 71V72H247ZM250 71H251V73H250ZM257 71H258V73H257ZM261 71V72H260ZM263 71V72H262ZM7 72H9V75L8 74H6ZM91 72V74H89ZM112 72H114L115 74L117 73V74H119V75H117V77L115 76V74L113 75L112 74ZM177 72V73H176ZM198 72V73H197ZM245 72V73H244ZM256 72V73H255ZM66 73V74H65ZM72 73V74H71ZM108 73H109V75H110V77L108 76ZM123 73V74H122ZM125 73H126V77L125 78H123L124 77V75H125ZM157 73V74H156ZM163 73V74H162ZM179 73V74H178ZM243 73H244V75H243ZM254 73V74H253ZM262 73H263V75H262ZM35 74V75H34ZM70 74V76L68 77V75ZM75 74V75H74ZM85 74V76H82V75H84ZM89 74V75H88ZM129 74V75H128ZM139 74V73H138ZM145 74V75H144ZM178 74V76H176ZM193 74V75H192ZM201 74V75H200ZM203 74V75H202ZM251 74L253 75V76H251ZM257 74V75H256ZM4 75H5V77H4ZM10 76V77H7V76ZM24 75V76H23ZM66 75H67V77H66ZM80 75H81V77H80ZM87 75H88V77L89 78H87ZM128 75V76H127ZM153 75V76H152ZM161 75V76H160ZM205 75H207V76H205ZM210 75V76H209ZM216 75H217V77H216ZM249 75V76H248ZM260 75H262V77L260 76ZM75 76V77H74ZM123 76V77H122ZM170 76H172L170 79L168 78V77H170ZM198 76V77H197ZM201 76V77H200ZM239 76H240V78H239ZM243 76V77H242ZM246 76V77H245ZM250 76L252 77L251 79H248V77L250 78ZM23 77H25L24 79H23ZM74 77V78H73ZM83 77V78H82ZM85 77V78H84ZM105 77V78H104ZM166 77L168 78V80L166 79ZM176 77V78H175ZM177 77H178V79H177ZM197 77V78H196ZM200 77V79H198ZM230 77V76H229ZM229 77H227V80H229L230 78ZM262 79H261V78ZM71 79V81H72V78H73V81L71 82L69 79ZM127 78V79H126ZM139 78H140V75H139ZM138 78V79H139ZM163 78V79H162ZM180 78V79H179ZM220 78V79H219ZM229 78V79H228ZM242 78V79H241ZM256 78V79H255ZM261 79L260 81L258 80V79ZM12 79V80H11ZM66 80V83H65V80ZM85 79V80H84ZM88 79V80H87ZM120 79V80H119ZM122 79H123V81H124V83H125V81L127 82V83H129L130 85H129V87H131V84L132 83H137V84H142L143 83V81H144V79L145 80H148V89L145 91V93L144 92H140V93H138V90H136V92H134V94L133 95H131L130 96V101H123L121 104H119L118 102L116 103V105H111V104H114V102L118 99V97L120 96V89H121V87L123 86V81H122ZM136 79V78H135ZM153 79V80H152ZM174 79H176V81H173ZM1 80V81H2ZM7 80H10V81H7ZM27 80V81H26ZM31 80V79H30ZM38 79H36V81H35V83L34 84H37V83H39V81H37ZM93 80V81H92ZM94 80H95V82H94ZM100 80V81H99ZM251 81V83H250V81ZM2 81V82H3ZM13 81V82H12ZM24 81H25V83H24ZM86 81V82H85ZM89 81H90V83H89ZM98 81V82H97ZM107 81V82H106ZM118 81H119V83H118ZM130 81V82H129ZM163 81V82H162ZM170 81V82H169ZM171 81H172V83H171ZM244 81V82H243ZM256 82V85L254 86V84H255V82ZM259 81V82H258ZM1 82V83H2ZM9 82H12L13 84H11V83H9ZM69 82V83H68ZM78 82V83H77ZM94 84H93V83ZM110 82V83H109ZM116 82H117V88L115 87V84H116ZM169 82V83H168ZM185 84H184V83ZM245 82H247V83H245ZM0 83V84H1ZM16 83V84H15ZM31 85H30V84ZM40 83H41V81H40ZM70 83L71 84H73V87H71V85H70ZM92 83V84H91ZM97 83H99V84H97ZM170 84V87L168 86V84ZM179 83V84H178ZM187 83V84H186ZM245 83V84H244ZM18 84V86H15V85H17ZM30 85V86H28V85ZM67 84V85H66ZM70 86H69V85ZM78 84V85H77ZM84 84V85H83ZM89 84H90V86L92 87V85H93V87L91 88L90 86H89ZM96 84V85H95ZM160 84L162 85V86H160ZM172 84V85H171ZM242 84V85H241ZM257 84H259V85H257ZM260 84H262V85H260ZM55 85H57V84H55ZM66 85V86H65ZM100 85V86H99ZM180 85V86H179ZM183 85V86H182ZM187 85H189V86H187ZM192 85V86H191ZM208 85V86H207ZM1 86V85H0ZM3 86V85H2ZM65 86V87H64ZM80 86L81 88H80V90H81V93H80V90H79V88L78 87ZM84 86V87H83ZM106 86H112V88H113V90H112V93L110 94L109 93V95H111L110 97H108L107 98V96H109V95H101V94H99V91H101L102 89H104V88H106ZM118 86H120V89H119V87ZM166 86H168L169 88L168 89H166L167 87ZM179 86V87H178ZM211 86V87H210ZM263 86V87H262ZM64 87V88H63ZM69 87H71V91L73 90V92L71 93V91H70V89H69ZM97 87V88H96ZM98 87H100V90L98 89ZM155 87H157V92H155ZM183 87V88H182ZM189 87V88H188ZM191 87V88H190ZM199 87V88H198ZM207 87V88H206ZM245 87H247V89H244ZM248 87H250V88H248ZM261 87H262V89H261ZM82 88H83V91H84V89H85V91L83 92L82 91ZM114 88H116L115 90H114ZM164 88H165V90H164ZM184 90V92L182 91V89ZM207 89V90H204V89ZM208 88H212L211 90L209 89L208 90ZM22 89V90H21ZM74 89H76V90H74ZM163 91H162V90ZM186 89H188L187 90V93L185 92V90ZM193 89H194V91H193ZM198 89V90H197ZM238 89V91L236 92V90ZM256 91H254V90ZM257 89V90H256ZM262 91H261V90ZM25 90V91H24ZM174 90V91H173ZM176 90H178V91H176ZM189 90H190V92H189ZM192 90V91H191ZM241 90V91H240ZM253 90V91H252ZM65 91H69V93L68 92H65ZM75 91H76V93H75ZM92 91H93V93H92ZM115 91V92H114ZM160 91H161V93H160ZM167 93H169V94H167ZM243 91V92H242ZM247 91H248V93H247ZM252 91V92H251ZM86 92V93H85ZM114 92V93H113ZM129 92V91H128ZM128 92H127V94H128ZM152 92V94L153 95H151L150 93ZM163 92H165L166 94H163ZM181 94H180V93ZM208 92H210V93H207ZM251 92V93H250ZM262 92V94L259 96V94ZM61 93H60V95H61ZM64 93H68L70 96H68L67 94H65L64 95ZM71 93V94H70ZM172 93H173V95H172ZM183 93V94H182ZM192 93V94H191ZM205 93V94H204ZM242 93V94H241ZM73 94H74V96H73ZM77 94V95H76ZM88 94V95H87ZM97 94V95H96ZM139 94V95H138ZM149 94H150V96H149ZM155 94V95H154ZM162 94V95H161ZM239 94H241V95H239ZM250 94H254V95H250ZM67 95V96H66ZM72 95V96H71ZM83 95H85V96H87V98L89 99L88 100V102H92L91 104H88V102H87V104L86 105H84V111L83 112H81L79 109H80V106H79V108H73V102L72 101H78V100H80L81 99V96H83ZM147 95H148V97H147ZM158 95H161V96H159L158 97ZM182 95V96H181ZM188 95V96H187ZM198 95H211V96H209L208 97V99H215V100H217V101H215L214 100V102L212 101V105H208V102H207V105H206V103L205 104H203V106H202V108L201 107H198V108H200V110L197 108V109H193V110H190L189 108H188V103H190V101L192 100V98L194 97V96H198ZM256 95V97H254ZM169 97V99L170 100H168L167 98ZM184 96V97H183ZM224 96V95H223ZM238 96H239V99H238ZM241 96L243 97V98H241ZM247 98H246V97ZM252 96V97H251ZM61 97V96H60ZM75 97V98H74ZM92 97H94V98H92ZM99 97V98H98ZM114 97H115V99H116V97H117V99L116 100H114ZM138 97H140V98H138ZM144 97H147V98H144ZM156 99V97H157V99L155 100V101H157L158 103H156L155 101H154V99ZM167 97V98H166ZM174 97V98H173ZM177 97V98H176ZM180 97V98H179ZM186 97H187V99H186ZM217 97V98H216ZM70 98V100L71 101H69L68 99ZM235 98H236V101H235ZM159 99H160V101H159ZM173 101H172V100ZM186 101H185V100ZM243 99V100H242ZM251 99V102L249 101ZM68 100V101H67ZM107 100V101H106ZM109 100L111 101V102H109ZM137 100V101H136ZM149 100V101H148ZM151 100V101H150ZM166 100V101H165ZM189 100V101H188ZM223 100H225V102L223 101ZM227 100V101H226ZM63 101V102H62ZM74 101V102H75ZM105 101H106V103H107V105H106V103H105ZM114 101V102H113ZM152 101H153V103H152ZM163 101V102H162ZM188 101V102H187ZM229 101V102H228ZM247 101L249 102V105H247V104H245V103H247ZM256 102L255 104L253 103V102ZM261 101H262V104H261ZM62 102V103H61ZM69 104H68V103ZM176 103V106L174 105V103ZM182 102V103H181ZM217 102V103H216ZM228 104H227V103ZM94 103V104H93ZM125 103V104H124ZM156 107V108H154V106L152 105V104ZM162 103V105H160ZM167 103H168V106H167ZM173 104V105H171V104ZM181 103V104H180ZM184 103V104H183ZM187 103V104H186ZM232 103H234V104H232ZM236 103V104H235ZM254 105H253V104ZM99 104V105H98ZM156 104V105H155ZM165 104V105H164ZM184 105V107H183V105ZM214 104H217V105H215L216 106V108H213L214 106ZM87 105H89V106H87ZM92 105V107H90ZM117 105L119 106V108L117 107ZM125 105V106H124ZM205 105V106H204ZM252 105V107L253 108H251L250 106ZM107 106V107H106ZM118 108H116V107ZM140 106V107H139ZM152 106V107H151ZM159 106H161L160 108H159ZM187 106V107H186ZM245 108H244V107ZM256 106V107H255ZM257 106H258V108H257ZM87 107H89V108H87ZM151 107V108H150ZM158 107V108H157ZM204 107V108H203ZM92 108V109H91ZM108 108H110V109H108ZM134 108H135V111H134ZM171 110L170 111V113H169V109ZM239 108V109H238ZM257 110H256V109ZM260 108V109H259ZM62 109V110H61ZM141 109L142 110H145V111H142V113H143V115H141V116H138V115H140V114H142L140 111H141ZM163 109H164V112H162L163 111ZM167 109V110H166ZM202 109H204V110H202ZM256 110V112H253V110ZM55 110V111H54ZM115 110H117L116 112H115ZM128 110V111H127ZM153 110V111H152ZM156 110V112H154ZM166 110V111H165ZM175 110H177V111H175ZM179 110V111H178ZM184 110V111H183ZM194 110H196V112L197 113H195V111ZM202 110V111H201ZM221 110V111H220ZM224 110V111H223ZM236 110V111H235ZM244 110V111H243ZM259 110V111H258ZM111 111H112V113H111ZM126 111V112H125ZM133 111L135 112V113H133ZM158 111H160V112H162V113H160V112H158ZM180 111L182 112V113H180ZM201 111V112H200ZM228 111V112H227ZM243 111V112H242ZM48 112H50L49 110H48ZM70 112H72L71 114H70ZM85 112H87V113H85ZM105 112H107V113H105ZM109 112H110V114H109ZM118 112V113H117ZM127 112H128V116H127ZM138 112V113H137ZM140 112V113H139ZM145 112V113H144ZM154 114H153V113ZM176 112V113H175ZM178 112V113H177ZM193 112V113H192ZM251 112V113H250ZM261 112H263V113H261ZM84 113V114H83ZM104 113V114H103ZM156 113H160L159 115L157 114L156 115ZM165 113V114H164ZM200 113V114H199ZM236 113V114H235ZM82 114H83V116H82ZM102 114H103V121H102ZM112 114H113V116H112ZM118 114H120V115H122V117H123V119L124 120H126L125 122L127 123V122H130V120L131 119H133V118H135L134 116H136V118H140V117H142V119H140L141 121H142V123H141V121H139L138 119V121H139V124H140V126L138 125V126H134V124H133V126H131L130 125V128H128L129 127V124H127V127H126V134L125 133H120V135H118V133L117 132H119V131H114V129L113 128H111L112 126H115L114 125V121H116V119H117V117L119 116ZM137 114V115H136ZM146 114V115H145ZM170 114H172V116L170 115ZM191 114H193V115H191ZM254 114H256L257 116V118H255V115ZM52 115V114H51ZM74 115V116H73ZM81 115V116H80ZM105 115H107L106 117H105ZM110 115V116H109ZM126 115V116H125ZM130 115V116H129ZM153 115V116H152ZM161 115V116H160ZM199 115V116H198ZM205 115V116H204ZM235 115H237L236 117H234ZM260 115V116H259ZM78 116H80V118L78 117ZM87 116V117H86ZM133 116V117H132ZM138 116V117H137ZM161 117V119H162V122H161V119H160V117ZM198 116V117H197ZM233 116V117H232ZM263 116V117H262ZM82 117V118H81ZM90 117V118H89ZM121 117V116H120ZM125 117V118H124ZM127 117V118H126ZM128 117H130L131 119H129ZM147 117H149V118H147ZM156 117V118H155ZM163 117V118H162ZM191 117H193V119L191 118ZM199 117H201V118H199ZM227 117V118H226ZM85 118H86V120L87 121H85ZM92 118V119H91ZM107 118V119H106ZM145 118V119H144ZM160 119V121H159V119ZM165 118V119H164ZM174 118V119H173ZM230 118V119H229ZM80 119H82V120H80ZM90 119V120H89ZM101 119V120H100ZM149 119V120H148ZM173 119V120H172ZM198 119H200V120H198ZM89 120V121H88ZM106 120V121H105ZM158 120V121H157ZM163 120H165V124H164V121ZM91 121V122H90ZM96 122V124H97V126H96V124H95V122ZM111 121V123L110 124H108L109 122ZM149 121V122H148ZM171 121H173L172 122V124L170 123ZM256 121H258V122H256ZM98 122V123H97ZM145 122V123H144ZM90 123H92L91 125H89ZM131 123V122H130ZM158 123V124H157ZM169 123V126L167 125ZM258 123H261V124H258ZM159 124H160V126H159ZM255 124H256V127H255ZM88 125V127L89 126H91L90 128H88V127H86V128H84L85 126H87ZM96 126V128H94L95 126ZM164 125V126H163ZM184 125V126H183ZM233 125V126H232ZM237 125H239V126H237ZM148 126V127H147ZM154 126V127H153ZM229 126V127H228ZM258 126H260V127H258ZM263 126V127H262ZM101 127V128H100ZM106 127L108 128V129H106ZM136 131V132H134L133 133V129ZM135 127H136V129H138L137 127H139V130H136L135 129ZM163 127H165L164 129H163ZM180 127H182V128H180ZM240 129H239V128ZM95 129V131L97 130V132H94V130L93 129ZM151 128V129H150ZM153 128H154V130H155V132L153 133ZM173 128H176V129H178L177 131H176V133H174V135L173 134H171V130L173 129ZM186 128V127H185ZM231 128H232V130H231ZM238 128V129H237ZM241 128H244V129H241ZM249 129V134H247V135H243V132L246 130V129ZM113 129V130H112ZM169 129V130H168ZM260 129V130H259ZM98 130H100V131H98ZM105 130H107V131H105ZM141 130V132H142V134L140 133V132H137V131H140ZM151 130H153V131H151ZM163 130V131H162ZM2 131V132H1ZM5 130H0V133L1 134H3V132H4ZM109 131V132H108ZM128 131L129 132H131V137L129 138V136H128ZM170 131V132H169ZM224 131H226V132H224ZM236 131V132H235ZM105 132V133H104ZM108 134H107V133ZM115 132V133H114ZM152 132V133H151ZM168 134H167V133ZM232 132V133H231ZM261 132H263V133H261ZM95 133H96V135H95ZM99 133H103L101 136H99ZM164 133V134H163ZM225 133V134H224ZM0 134V135H1ZM106 134V135H105ZM263 134V135H262ZM90 135V136H89ZM135 135H137V136H135ZM144 135H145V137H144ZM165 135H167V136H165ZM92 136V137H91ZM106 138H105V137ZM122 136H123V138H122ZM1 137V136H0ZM111 137V138H110ZM128 137V138H127ZM144 137V138H143ZM232 137V138H231ZM250 137V138H249ZM260 137V138H259ZM149 138V139H150ZM211 139H209V141L211 142V146H215V140H217V138H216V136H213V135H211V137H210ZM246 140H245V139ZM128 139V140H127ZM162 139L165 141V144L163 143L164 141H162ZM230 139V140H229ZM258 139V140H257ZM60 140L61 141H63L61 138H60ZM130 140V141H129ZM127 142H130V143H127ZM134 143V144H133ZM132 144V145H131ZM153 144H151V146L153 145ZM261 144V145H260ZM88 145H92V144H88ZM129 145V146H128ZM131 145V146H130ZM147 145H150V144H147ZM262 145H263V148H262V150H260L261 149V147H262ZM93 149L94 148H97L98 149V146L96 145V144H93ZM97 146V147H96ZM258 146H259V148H258ZM158 147V146H157ZM258 148V149H257ZM97 149H94L93 151H92V153L94 152L95 153V151H96V153H97ZM124 151V152H125ZM261 151V152H260ZM257 152V154H255ZM95 153V154H96ZM145 153L146 154H148L149 153V149H147L146 151H145ZM197 153V152H196ZM199 153H203V151H200ZM53 157V161L55 160V158H56V156H52ZM261 157V158H260ZM247 161V162H246ZM176 164H180V165H182L181 164V162L178 160V157L176 158V160L174 161ZM22 164L23 165V160H21L20 162H19V164ZM52 163V162H51ZM20 164V165H21ZM153 166H155V165H153ZM153 166H151L152 168L151 169H149L148 170V173H146L145 174V180H143V182L140 184V185H138V186H136V192L135 193H130V196H132L131 198L133 199V200H131V198L129 199V201H128V203L126 204V206L127 205H129V208L130 207H132L131 205H133V206H139L140 207V210H141V212H143L142 213V215L144 216V219L141 221L142 223H143V227H145V228H147L148 227V224H149V227H148V231H147V229H144L145 231H144V234H146V235H150L153 239H155V242L157 243V245L155 246V255H154V259H156V260H164L165 259V257L167 258V256L170 254V252H171V250L170 249H172V248H174V247H177L178 246V244L180 243V240H177V242H174V244H171V243H169V241H163V242H160V243H162L161 245H160V243L157 241V235H158V233H160V232H162V233H166L167 231V223L165 222V223H163V222H161V224H155V221H156V215H157V212H158V206H157V204L155 203V195H156V188L157 187H159L164 181H166L165 182V189L163 190V193H162V197H165L166 198V200L164 201L165 203H168L170 200H171V197H173V195H177V194H179V192H180V188H179V185H180V179H179V177L178 176H176L175 174H170V173H168L166 170H165V168H163V167H160V168H158L157 166H155V167H153ZM52 167V166H51ZM136 167V166H135ZM259 167V168H258ZM262 167V168H261ZM127 169H128V167L126 168V169H123L124 170V174H123V170H119L118 168H116V166L112 169V175H111V179H114V182H115V184H116V186L114 187L117 191H123V190H125V191H127V192H129L130 190H129V187H127L128 185H127V183H126V171H127ZM251 169V170H250ZM50 170H52V169H50ZM237 172H236V171ZM248 170V171H247ZM257 170V171H256ZM258 170H259V172H258ZM260 171H261V173H260ZM150 172H153V173H150ZM162 172V173H161ZM222 172V173H221ZM255 172H257V174L255 173V177L253 176L254 175V173ZM263 172V173H262ZM215 173H213L212 174V176L215 174ZM232 173V174H231ZM238 173V174H237ZM249 173H251V174H249ZM114 174V175H113ZM154 174V175H153ZM234 174V175H233ZM261 174V175H260ZM150 175H152V176H150ZM258 175V176H257ZM113 176V177H112ZM154 176V177H153ZM230 176H231V178H230ZM234 176H236V178H235V180H237V183L234 181ZM246 176H248V177H246ZM260 176H262V177H260ZM258 177H260V178H258ZM2 178V177H1ZM148 178V179H147ZM154 178V179H153ZM244 178H246V179H244ZM252 178H254V180L252 179ZM258 178V179H257ZM156 179V180H155ZM220 179V180H219ZM232 179V181H231V184H230V180ZM239 179V180H238ZM243 179V180H242ZM257 179V180H256ZM121 180V181H120ZM148 180H149V182H148ZM208 180V181H207ZM248 180V181H247ZM253 182H252V181ZM259 180V181H258ZM225 183H224V182ZM233 181H234V183H235V185L237 186H235V185H233L234 183H233ZM243 181V183H241ZM257 181V182H256ZM262 183H261V182ZM218 182H220V184L218 183ZM250 182H252V184L250 183ZM120 183V184H119ZM233 183V184H232ZM239 183V184H238ZM254 183V184H253ZM258 183V184H257ZM259 183H260V186H258L259 185ZM119 184V185H118ZM144 184V185H143ZM230 184V185H229ZM142 185V186H141ZM146 185V186H145ZM211 185V186H210ZM234 186L233 188H232V186ZM252 185V186H251ZM99 186H100V181L98 180V183L94 186V193L93 194H95L96 196H97V198H98V189H99ZM214 186H215V189H214ZM225 187V186H227V187H225V188H222V187ZM231 186V187H230ZM258 186V187H257ZM145 187H147V188H145ZM260 187V188H259ZM142 188L143 189H145V190H143L144 192H142V194H141V191H142ZM258 189V190H255V189ZM140 190V192H139V190ZM97 190V191H96ZM217 192H216V191ZM229 190V191H228ZM231 190V191H230ZM235 190V191H234ZM252 190V191H251ZM32 191V192H31ZM50 191V190H49ZM48 191V192H49ZM95 191H96V193H95ZM166 191H169V194L168 193H166ZM171 191V192H170ZM224 191V192H223ZM225 191H228V194H229V192H230V194L228 195ZM256 191V192H255ZM210 192V191H209ZM222 192H223V195H222ZM234 192V193H233ZM258 192V193H257ZM30 193H32V194H30ZM34 193V194H33ZM36 193H37V196H36ZM47 193V192H46ZM46 193H44V194H42L43 196H42V198H41V195H39L40 197H38V194H39V192H36V190L35 191H33V190H30V191H28L26 194H25V196H24V199L22 200V198L20 199V197L17 199L19 202H15V206L11 209L10 207H9V202L11 201V200H13L14 198H13V196H14V194H12V196H10L11 198H9V196H8V201L5 199L4 201H3V198L0 196V202L2 203H0V226H2V228L0 227V237H1V244H0V249L2 248V246L4 247L5 245H7V244H9V245H14L13 243H15L16 241H18V242H20V244H21V241H22V239H23V241L22 242H24L25 240H27V236L26 235H24L26 232H25V230L23 229V227H24V225L26 226V224H27V221L30 219L29 218V216L31 215V213H30V209H28V207H29V204L31 203L32 205V208H34V207H39L40 208V210L42 209V210H44V208H45V211L44 212H47V214L45 213V215H48L46 218H42V220L41 221H46V219H50L52 216H54V215H57V214H59L60 213V211H61V209H60V206H58V204H56L55 205V198L53 199L51 196H55L56 197V195H54V194H56V192L55 191H50L47 195H46ZM140 195H142V196H140ZM165 193V194H164ZM225 193L227 194V198H226V195H225ZM1 194V193H0ZM58 194H61V193H57V195ZM67 194V193H66ZM258 194H260V195H258ZM262 194V195H261ZM62 195V194H61ZM28 196V197H27ZM31 196H33L32 197V199H31ZM36 196V198H34ZM46 196V197H45ZM231 196V197H230ZM259 197V198H258ZM26 198V199H25ZM146 198V199H145ZM2 199V200H1ZM27 199H28V201H30V202H28L27 201ZM41 199V200H40ZM45 199H47V206L48 207H46V205L44 204V201H45ZM49 199V200H48ZM226 199V200H225ZM262 199V200H261ZM34 200V201H33ZM144 200H147L146 201V203H145V201ZM259 200H261V201H259ZM3 201V202H2ZM26 201H27V204H25L26 203ZM43 201V202H42ZM51 201V202H50ZM53 201H54V203H53ZM252 202L253 203V208H252V210L251 211H260L259 212V216H258V219H259V221H258V227H252L251 225H248L247 223H246V221H245V219L244 220H239V217H238V210H237V207H235L236 205L235 204H237V205H239L240 206V208H242V207H244L243 205H245L247 202ZM263 201V202H262ZM243 203V204H240V203ZM7 203V204H6ZM17 203V204H16ZM24 203V204H23ZM29 203V204H28ZM86 202L85 201H82V207H83V209L84 210H89V208H90V210H91V213H90V210L89 211H87V213L85 214V212L86 211H82V213L80 214V216H81V218L80 219H82L81 220V223H83V224H85V219L84 218H87V215H89L90 214V217H92V214L94 213V210H95V207H91V205L90 204H85ZM145 203V204H144ZM154 203V204H153ZM233 203H235V204H233ZM22 204V205H21ZM224 204V205H223ZM260 204H262V205H260ZM26 205V206H25ZM37 205V206H36ZM42 205V206H41ZM262 206L261 208H260V206ZM5 207V208H3V207ZM16 206H17V208H16ZM19 206V207H18ZM22 208H21V207ZM45 206V207H44ZM54 206V207H53ZM87 206V207H86ZM92 206H94V205H92ZM145 206V207H144ZM26 209H25V208ZM57 207V208H56ZM153 207V208H152ZM197 207H199L198 209H197ZM52 208V209H51ZM91 208H93V209H91ZM2 209L5 211H2ZM19 209H21V210H19ZM23 209V210H22ZM50 209H51V211H50ZM58 209H59V211H58ZM67 209H69V206H68V203H67ZM147 210V212H146V210ZM153 209V210H152ZM164 209L165 210H167L165 207H164ZM239 209V208H238ZM55 210V211H54ZM145 210V211H144ZM218 210V211H217ZM20 211V212H19ZM168 211V210H167ZM178 211H179V209H178ZM49 212V213H48ZM54 212V213H53ZM198 212V213H197ZM233 212L235 213L234 214V216H233ZM53 213V214H52ZM148 213V214H147ZM151 213V214H150ZM207 213V214H206ZM4 214H6V216L4 215ZM215 214V215H214ZM8 215V216H7ZM20 215V216H19ZM23 217H22V216ZM28 217H27V216ZM86 215V216H85ZM146 215V216H145ZM214 215V216H213ZM236 215V216H235ZM12 216V218H10ZM19 216V217H18ZM212 216V217H211ZM233 216V217H232ZM260 216H262L261 218H260ZM6 217H9V218H7L6 219ZM191 218V219H190ZM210 218V219H209ZM8 219H10V220H8ZM20 219H21V221H20ZM3 220V221H2ZM6 220V221H5ZM12 220H13V222H12ZM16 222H15V221ZM194 220V221H195ZM238 220V221H237ZM89 221H93V224H95L94 225V228H95V226L97 225V226H99V228L100 227H102V223H100L99 222V224H98V222L96 221V220H93V219H89ZM145 221V222H144ZM95 222H97V223H95ZM10 223V224H9ZM19 223V224H18ZM87 223V222H86ZM112 223H116V221L115 222H112ZM141 223V224H142ZM148 223V224H147ZM238 223H240L239 225H238ZM2 224V225H1ZM15 224V225H14ZM21 224H22V227H21ZM41 224H42V226L44 225V223L43 222H41ZM102 224V225H101ZM107 223L105 222V226H107L108 224H111L110 222H108V224L106 225ZM192 226H191V225ZM210 224V225H209ZM6 225V226H5ZM11 225V226H10ZM236 225V226H235ZM13 226V227H12ZM147 226V227H146ZM157 226V227H156ZM161 226V227H160ZM164 226V228H162ZM210 226V227H209ZM237 226L239 227V229L237 228ZM241 226V227H240ZM247 226V227H246ZM4 227H5V230H4ZM20 228V230L22 229L23 230V233L21 232L19 235H18V238L17 237H14L15 236V234H14V231L16 230V229H19ZM98 228V227H97ZM97 228H95L96 230H97ZM240 228H241V230H240ZM3 229V230H2ZM163 229V230H162ZM228 229H229V231H228ZM236 229H238V230H240V232H236ZM7 230V231H6ZM92 230H94V229H92ZM150 230V231H149ZM159 230H162V231H159ZM234 232V233H232V231ZM235 230V231H234ZM237 230V231H238ZM4 231V232H3ZM6 231V232H5ZM99 231V230H98ZM147 231V232H146ZM159 231V232H158ZM185 231H186V233H185ZM2 232H3V234H2ZM9 232V233H8ZM93 232V231H92ZM105 232V231H104ZM229 232V233H228ZM103 233V232H102ZM232 233V234H231ZM106 233H103V235H105ZM152 234V235H151ZM229 234V235H228ZM231 234V235H230ZM244 234V235H243ZM2 235H3V237H2ZM234 236V237H231V236ZM238 235V236H237ZM4 236H7L6 238L4 237ZM10 236V237H9ZM22 236V237H21ZM237 236V237H236ZM9 237V238H8ZM88 237V236H87ZM104 237V236H103ZM102 237V238H103ZM184 237V238H183ZM227 237V238H226ZM241 237V238H240ZM11 238V239H10ZM26 238V239H25ZM13 239H15V240H13ZM13 240V241H12ZM42 240V239H41ZM238 241V242H237ZM239 241H240V243L242 244H240L239 243ZM18 242H16L15 244H18ZM247 242V243H246ZM236 243V244H235ZM248 244V245H247ZM250 244V245H249ZM177 245V246H176ZM202 246L203 245H201L200 246V248H202ZM243 246V247H242ZM246 246H250V248H247L246 247V249H245V247ZM204 247V246H203ZM252 247H254L255 249H252ZM157 248H159V249H157ZM168 248V249H167ZM240 248V249H239ZM241 248H244L245 250H249V252H244ZM167 249V250H166ZM205 249V248H204ZM253 251H252V250ZM260 249V250H259ZM157 250V251H156ZM170 250V251H169ZM259 252H258V251ZM148 252H150V250H147ZM167 251V252H166ZM233 251V252H232ZM241 252H244V253H241ZM250 252H251V254H250ZM256 252V254H258L260 257H258V255H256V254H254ZM240 253V254H239ZM253 253V254H252ZM216 253H215V251H213L212 253H210L209 252V257L212 259V258H214V259H212V260H210V263H212V264H214V263H216V264H221V262H222V264H226V259H223L224 257H220L218 254L217 255H215ZM230 254V255H229ZM248 254V255H247ZM245 255H246V257H245ZM254 255H256L255 257H252V256H254ZM217 256H218V259H217ZM24 257V256H23ZM250 257H251V259H250ZM158 258V259H157ZM263 258H264V255H263ZM249 259V261H247V260ZM253 259H254V261H253ZM255 259H260V260H257V262L255 261ZM1 260V259H0ZM222 260V261H221ZM250 260H252L251 262H250ZM218 263H217V262ZM259 263H257V264H259ZM264 263V260H263V262H261L260 264H263ZM0 264H3V260H1L0 261Z\"/></svg>", "mask_w": 264, "mask_h": 264}]
</instances>
